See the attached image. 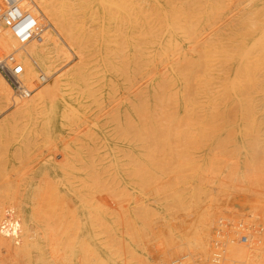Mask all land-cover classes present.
Here are the masks:
<instances>
[{
	"label": "rangeland",
	"instance_id": "1",
	"mask_svg": "<svg viewBox=\"0 0 264 264\" xmlns=\"http://www.w3.org/2000/svg\"><path fill=\"white\" fill-rule=\"evenodd\" d=\"M53 1H51V2L53 3ZM59 1H60V3L56 2V3H59V5L58 4H56V5L53 4V5L56 6L57 9H59V10H57V13L60 14V9L62 10V8H58V7L61 5L60 7L64 8V6H62L63 4L61 2H64L66 0H64V1L59 0ZM68 1L69 0H67V3H68ZM72 1H73V3H72ZM74 1L75 0L69 1V3H71V5L66 4V3H64V5L66 4L67 7H69V6L71 7L72 4L76 3L74 5V9H73V10H75V8L80 7L81 4H86V2L87 3L89 2V3L87 4V6L84 5V7H82L83 6L82 5L81 6L82 9L81 8L78 9V15H80V17L78 16L79 18H81L82 16H83L82 18H84L85 17L84 14H86L87 17H85L84 18L85 21H83L86 23V25H84L85 23L83 24V22H81L82 19H79L77 17V15L74 14L71 16H73V17L75 16L77 18V20L78 19L81 20L80 22L82 24L80 23L81 25L79 24L78 26H75L73 24V26L71 25V27H73V28L76 27L79 29H81L82 27H84V29H85L86 26L90 27V29L91 28L93 29L95 27L94 31H95L97 25H98L99 29H100V27H101V29H103L105 27V25L100 24V23H102V22H100L101 18H104V17H101L100 16L101 14H98V13H97V15H95L96 13L94 14V11L97 7L96 8L93 7L92 11L90 10L91 8H89L88 11L86 10L88 8L85 9L88 12V14H89V12L91 15L93 13L92 16L94 17L95 21H92L91 20L92 16L90 18V16H88L87 12L84 10V8L88 7V5L90 7L93 6L90 3L92 1L86 0V2H85L83 0L85 3L84 2L81 3V1H80L81 4L78 2V0L75 1V3H74ZM96 1L99 2L100 0H96ZM101 1L103 2V3L101 2L103 6H104V4H106L108 7H110L111 3L114 2L112 0H108V2H110V3H108L107 0H101ZM160 1H162V3L164 4V0H160ZM166 1L167 0H165V2ZM168 1H170V0H168ZM172 1H174V0H171L170 2H167V3H171ZM250 1L251 0H197V1L196 0L195 1L194 0H176L173 4L168 5L167 3H165V4H167L168 8L166 7V10H168V11L172 12V9L169 10L170 9L169 7H171L170 5H172L173 11H175L177 9L178 13H182V12L184 13L185 12L184 14H178L176 11V15L178 14V15L183 16L182 19H184V20H182L183 21V23H182V21H180V18H181L180 16H177L179 18L176 17L177 19L175 20L173 17L169 16V15H171V12H168V13H170V14H168L167 11L165 10L166 11L165 13H167L168 16L164 15V18H166L165 16H167V18H166L167 20H164V18H163V20L166 24L163 22L162 23L156 22L158 26L160 25V27L155 26L156 23L152 22L154 17L157 15L155 13V11L157 13H159V11H157L158 8L154 7L155 9L153 8V10L150 11L151 10L150 8L152 6L149 7L146 5L148 7L147 8L145 6L144 2L141 3L142 1L140 2L141 4H138L139 6L143 4L142 8H144L145 12L143 11L142 14L144 17H142V16L137 17V19L139 18L138 22H137L139 24H137L135 22L134 25L136 28H137V25H140V27L138 26L139 27L138 29H133V30L131 29V31L139 32L141 29L140 34H141V32H142V35H143V33L145 34V35H143V36H145L144 37L146 40L145 43L146 42L149 43L150 39H153V38H150L149 36L146 37V31H145L146 29H147V31H148V29H151L152 25H153L152 29H155V27H156V30H159L158 33H160V34H162L164 32V30L166 29V25H168V27L170 26V28H171V29L169 28L170 30H173V29L177 30L178 29L177 26H178L181 28V29L179 28L178 30H180L184 34L178 32V30H177V35H178V33L183 35V36L180 35V37H182L183 40L185 38V41H183L180 38H177L179 36L176 37V35H175L174 36L175 39L176 40L178 39L177 41H175V39L173 38L174 45H176V46L173 45V50L170 48L171 51L169 49H168L169 51H167L166 47L168 46V44H167V46L164 45L166 47H164L163 49L165 50V48H166L167 53H164L166 51H164V52L161 51V54L163 55V57L165 54L168 55L172 52H175L176 50L180 49V47H181V49H183L182 47H184L186 44H188L190 47L187 45L186 50L188 49L187 51H189V55H188L189 57L190 56L194 57V55H197L199 53L202 55V58L205 56L206 59L203 58V61H202V58L201 57L199 58V56H198L199 54H198L197 55L198 60L200 59L201 62L207 61L206 63L210 62L209 65L208 64H205V65L210 66V68L213 67V69L212 68L211 69L214 71L216 70L215 72L217 75L215 74V72L213 73L211 71L212 75L215 74V75H213L214 78H211L213 80H211L209 78L210 76L209 77L208 76L202 77L203 75L199 76V74H198L199 72L197 74L194 73V72H196V70L194 71V69H196V67L195 68L193 67V65H195V64H194V62H192V61L197 60L196 56H195V58L191 57L192 59H194V60L191 59L192 61L189 58H187L193 63V64L191 63L192 64L191 67H190V64L188 66L186 64V67L190 68L189 71L187 72L188 76H187V73L185 70L184 71H185L186 76L182 75L184 73V72L182 73V71H183L182 67H184V66H181V68H180V69H182V71L179 69V72L181 73V74L180 73L179 74L182 76L181 81L183 78H184L183 80H185V77L186 78L188 77L187 78V79H189L188 81L191 80L190 83H193L195 86L193 87V84L191 86V84L188 83V81H186L187 80L186 79L185 81L181 82V85H182L181 87H183L185 82L188 83V84H186V87L182 88V89H184L183 91H186L185 89L186 88L188 89V87H190V86L192 88L193 93H195V91L197 92V89L199 87H200V89L202 88V90H203L208 85L209 86H211V85L215 86L216 85L214 88H219L220 86H222V87H220L221 89L220 88L218 90L216 89L215 90L216 92L214 91L215 93L220 94L219 97L213 96V97H216L213 99V97L211 98L210 94L206 95L204 97L203 101H201V102H202V104L205 103L207 105L206 107L204 104L203 106H201L202 108L200 107L201 109H197L198 108L197 105L196 106L193 105L192 108L191 107L190 108L189 107L184 108L185 110L182 111L181 114H179L178 111L175 110L173 107L172 108L165 107V106H168V104L171 103V101L173 102V100H175L174 97L176 96L172 93V88H167L169 91L166 90L165 94L162 95L161 98L154 100L153 107H151V109L148 111V114L145 112L147 114V120H145L146 123L145 122L143 123L140 121L141 125H139V123H136L135 124V125H137L136 127H135V125L126 123V121H127V118H126L127 114L126 113H125L126 115L122 114V116H125L124 119L121 118L120 114L122 113L121 111L123 109H121L119 101L121 100L122 96L125 95V92L128 91L130 86H128L129 88H127V89L122 88L121 91L118 90L117 93H116L117 88L112 87L113 85H115L112 83L117 82V79L115 78L116 79L115 80L113 78L114 76L112 75V72H111L112 70L110 69V68H112V67H110L111 64L109 63L110 64V66H109V64L106 63L105 59L102 56L104 54V46L99 45V46H95V47H90L89 48L91 50L90 54H88L89 52H87L85 50L88 54V57L90 56L89 57L90 59L88 58V61L84 60L81 63V61H77V60H79L77 55H75L74 53H72V51H70L68 49L70 46L67 44H69V43L65 44L64 42L66 40H63L60 37L58 38V36H56V34H54L55 37L58 38V39L57 38L56 39L58 40L59 44H60V40L63 41V42L61 41L60 45L62 46L63 51L65 50L66 52L64 53V55H62V53H59L61 55L58 56L59 58L55 59V61H57V62H55L53 59V62H55V64H56V65L54 64V66H56V68L53 67L55 71L53 70V74H51L52 72L50 74H51L52 78H54L56 76L64 77V75H66L64 78H61V79L66 84V85L65 84H63V85L66 86V88L68 87L67 89L65 88L66 90L64 89L66 94L63 92L59 96L62 99H60L59 101L57 100L58 106H57V110L55 112V119L52 120L55 123V127H54V124L49 120L50 119L49 114L46 112H42L40 115H38L35 112H28V111H26V112L20 111V113H19L17 109L22 104L21 102L24 100V98L18 100L19 102L22 100L20 103L15 104L16 106L19 105L18 107L10 104L9 107L7 105V107L1 108L2 110L0 109V151L3 149V151H1V152H4L5 154H7V156L6 155L4 156V154L0 152L1 153L0 161L2 160L0 162V165L4 162V160L6 161L5 163H3L0 166V170H1V167H3L2 171H0V180H1L0 185L5 184L7 181L8 182H10V181L14 182L16 180H19L18 179L19 176H23V178H25L26 176L30 177V180L28 179L29 177H26L25 178L26 180L25 179L23 180L24 183L22 181V183L24 184V185H22L24 187L22 189V191H25L24 193L26 194V197L30 203V205L27 206V208H26L28 210V213H29V210L31 212V209L34 211V212L33 211L31 212L33 214H35V212H39L35 215L32 214V216H33L32 220L34 219L32 227L35 228V230H36V231L34 230L36 232V236H35V240H36L35 242L36 243H35V245H38L40 247L39 249L36 248V252L39 250L40 251L39 254L41 255V257L44 256V258H47V256L48 257L52 256L55 259H58V260L60 259V260H64V261L68 259V260H70L69 262H72L73 264H79L80 262L82 264H84L83 260L86 258L88 259V264L91 260L93 262L91 261L90 264H92V263L93 264H97V263L98 264H103V263H105V264L106 263L107 264H115V263L121 264L122 261L124 262L122 264H145V261H146V264H164L166 262H167L166 264H173L172 262L174 260H176L175 264H209L210 258H208V256L205 254L203 255L201 253V249H200V246H201L200 244H201V242H203V240H201L202 234L200 232V229H201L200 226H202V222L205 219V215L210 216L211 222L214 221V223L217 220V219L215 220V218H219V215H220V216L225 217L226 222H228V221L231 222V227L227 228L224 231V236H222L224 238L222 240L224 242L223 246H225V253L223 256L225 264H246L247 263V260H244L245 258L239 257L238 255H237V257L236 256L235 257L229 256V251L227 249V247H228L227 241H228V239L233 238L235 240V242L233 244H231L232 246L235 245V246H243V247L245 246L246 247L247 245H249V243H247V244L236 243V237H237V236H235L237 234V232L235 230L236 221H239L241 223H245L249 227L248 237H250L252 234L253 235L258 234L257 232H255L256 230H259L261 227L260 225H259L260 227L258 226V223L260 220L264 221V217H263V215H264V105H261L260 102L256 103V101L259 99L256 97L257 96L256 94L252 93L253 90H251L252 89L251 86H254V84H255V83L253 84L254 80L251 81L252 85L247 84V83H250L249 81L251 79V74L253 75L254 72H257L261 69L258 65H261L262 62L264 63V60H263L264 57H262L261 61L260 62L258 61V63H256V64H254V62H253L254 69H253L252 63H249V66H251L250 69L252 68L253 70L251 69V71H250L249 67L246 65L245 66L246 68H244L242 70L240 69L241 72H239L238 71L239 68H243L240 65H238V62L241 61L240 60L241 54H239L240 52L238 50H235V47H236L235 41L239 40L238 38H236L235 35H237V32L239 33L241 31V30H239V28H240L239 22L242 20L241 14H243V10H248L246 8H250V6L248 7V5H251ZM105 2H107V3H105ZM135 2H137V1L135 0ZM262 2H263V0H262ZM78 3L80 6L79 5L76 6ZM49 4L51 7L53 6L51 3H49ZM108 4H110V5H108ZM150 4H151V2H150ZM152 5L154 6V4H152ZM174 5L177 8L176 7L174 8ZM182 5L186 9L185 11H184V9H181V7L184 8ZM210 5H212V6H210ZM143 6H145L146 9ZM164 6H166V5H164ZM67 7H66V9H67ZM70 7H69V9H70ZM108 7H106V8L104 7L105 12L108 13V11H109V13L111 12V14H112V11H115L113 9V6H112L111 10H109ZM56 8H54V9L56 10ZM39 9H40V7H39ZM64 9H63V12H65V10H66V9L65 10ZM69 9L66 10V12H65L66 14H69V11H68ZM161 9H163V8H161ZM263 9H264V7L262 6V7H260L259 11L257 9V11L253 13L254 15L256 13V17L258 16L257 18H259L258 20L261 22V24L264 23ZM73 10L70 9V11H72V12H73ZM79 10L85 11V12H81L84 14H79ZM179 10L180 11L182 10V11L180 12ZM74 12H76V10ZM96 12H98V9L96 10ZM244 12H247V11H244ZM65 13H63V14H65ZM150 13H153V14H150ZM145 14H146V16L149 15V17H147L148 19L146 18L147 20L145 19ZM173 14H175V13L173 12ZM173 14H172V16H173ZM253 14H251V15H253ZM153 15H155V16H153ZM185 15L186 16L189 15L190 17L193 16L191 19L188 16V18L190 19L191 22H190L189 27L187 26L188 27L187 31L188 32L191 31L192 34L188 33L187 36L185 35L186 34L185 28H186V25H188L186 23L189 22V20L188 21H187V19L185 20ZM98 16H100L101 18L99 19ZM88 17L90 18L91 21L89 20ZM96 17H98V19ZM205 17H207V18H205ZM170 18L173 20L171 21ZM254 18H255V16H254ZM178 20L182 24H180V22ZM89 21L94 23V24L93 25L90 24ZM97 21H98V24H96ZM150 21L152 22L151 26H150V23H151ZM159 21H161L160 18H159ZM192 21H193V23H192ZM140 22H143V23L145 22L144 25H147V23H148V26H146V27L143 25L145 30L144 29L142 30L143 27H142V24H140ZM169 22H171V23H169ZM194 22H195V24H194ZM158 23H160V24H158ZM184 23H185V25H184ZM104 24H105V22H104ZM173 24H175V25H173ZM205 24H206V26H205ZM82 25H84V26H82ZM134 25H133V27H134ZM162 25L165 29L162 27ZM171 25H173V26H171ZM181 25H182V27H181ZM102 26H104V27H102ZM183 26L185 28H183ZM190 26H192L191 28L194 30H192V29L190 30ZM49 27L50 26L47 25V28H49ZM161 27L163 28V31H162V29H160ZM206 27L207 28L209 27V28L207 29ZM182 28H183V30H182ZM99 29H97L98 32H100ZM38 32H40V30ZM45 32L47 33V30H45ZM45 32L41 31V33H38L39 37L42 35V33L44 34ZM166 32L167 31L164 32L165 35H166ZM158 33H157V35H158ZM142 35L140 38L141 40L143 38ZM170 35L171 34L169 33V36ZM193 35H194V37H190ZM238 35H237V37H238ZM169 36L167 34V37H169ZM184 36H186V37H184ZM209 36H210V39H209ZM223 36L225 37V39ZM211 37H213V38H211ZM234 37L236 40L233 41ZM144 38H143L142 42L144 41ZM221 38L224 41L220 40ZM36 39H38V38H36ZM36 39L31 40L28 43L30 44L31 42L35 41ZM190 39H192L194 41V44H191ZM209 40H210V43H209ZM227 40H229V41H227ZM178 41L181 44H179V43L175 44ZM189 41H190V43H188ZM230 41H233V42H230ZM184 42H185V44H184ZM217 42L219 45L217 44ZM28 43L21 45L20 46L21 48L19 46H18L19 48L16 47L14 49L15 55H14L13 51H10L11 53L9 52V54H12L14 56H19L18 54L22 53L21 52V50H23L22 48L26 47V45ZM211 43H214V44H212V47H211ZM233 43H234L235 47L233 46ZM197 44L200 46L196 47L195 45H197ZM225 45L229 46V48L227 46L228 49H234V50L228 51V49L225 48L226 47ZM230 45H231V47H230ZM67 46H68V48H67ZM192 46H194V47H192ZM216 46L219 49H217ZM220 47H222V50L220 49ZM223 47H224L225 51L223 50ZM96 48L98 50H96ZM168 48H169V46H168ZM190 48L192 50H190ZM193 48L195 50L197 48V52H196L197 54L195 52L193 54V52H192L194 50ZM202 49L204 50L203 52L201 51ZM214 49H215V51H214ZM206 50L207 51L212 50V51H209L210 52V54H209V52H206ZM16 51H18V52H16ZM51 52H52V50L50 51V53ZM95 52H96L97 56H96V54H94V57H91L93 55V53H95ZM159 52L160 51H158V53ZM190 52H192L193 55L190 54ZM231 52H232V54H231ZM16 53H18V54L16 55ZM48 53H49V51H48ZM175 53L178 56L177 52H175ZM178 53H179V51H178ZM211 53H212L213 57L211 56ZM258 53H260V51H256V54H258ZM262 54H264V51H262L260 55L263 56ZM52 55H55V53ZM160 55L157 56L159 59L154 58V60L157 59L156 62H154V60H151L154 63L149 61L148 65L149 64H150L149 66L157 65L158 67L156 66V68H159V69H162V67L164 68L165 65L163 66L162 60L167 55H165L164 58L162 57V55L161 56ZM170 55L172 56V54H170ZM236 55H239V56H236ZM50 56H51V54H50ZM64 56H66V57H64ZM175 56L168 58V60L169 59L172 60V58ZM214 56H215V58H214ZM210 57H212V58H210ZM64 58H66V59H64ZM227 58H228V60H225ZM252 58H254L253 55H252ZM252 58H251V60L249 59L250 62L254 60V59L252 60ZM207 59L211 60V61L208 62ZM17 60L19 61V57ZM95 60H96V62L97 61L98 62L96 63ZM29 61H32V63L36 62L35 60H32V59H30ZM91 62H92V64L89 66L88 64H90ZM211 62H213V63H211ZM223 62H225V63H223ZM183 63H184V61L182 62L181 65H185ZM107 64H108V66H107ZM158 64H161V65H158ZM210 64L213 66H211ZM77 65H78V68H75V67H77ZM160 66H162V67H160ZM229 66H233L234 68H233V73L231 75L227 76L228 75V74H226V73H228L227 67H229ZM79 67L81 68L80 70H78L79 73H81L80 76L82 75V77H84V79H86V80H84L82 77H80L79 74L75 73V72H77V69H79ZM97 67L98 68L101 67V68L98 69ZM166 67H167V65H166ZM95 68H97V70H95ZM168 68H169V66L166 68V70L162 69L160 71L161 76H162L163 71L165 72V73H163V75L166 74ZM192 68H193V70H192ZM255 68L258 70H256ZM184 69H185V67H184ZM245 69L249 70V72L247 70L245 71ZM82 70H83V72H81ZM186 70H188V69L186 68ZM225 70H226V73H225ZM234 70H235V72H234ZM197 71H198V69H197ZM222 71H224V73L226 74V77H225V75H223ZM242 71H243V73H242ZM64 72H66V73L64 74ZM73 72L75 73L74 75L70 74ZM100 72H102L104 74H102ZM189 72L193 74L192 78L189 77V76H192V74H190ZM220 72L222 73V75ZM237 72H239V73L237 74ZM94 73H96L95 74L96 77L94 76ZM241 73L245 77L242 76ZM45 74H46L45 72L42 73V71H38L36 76L33 77L34 78L33 80L35 82H38L39 77L41 75H43V76H45V78H47L48 76H47V74L46 75ZM177 74H178V72H177ZM235 74H236V76H235ZM239 74L241 75V77ZM97 75H99V76H97ZM167 75H169V73H167ZM212 75H211V77H212ZM232 75H234L233 81L236 80V82L238 81V84H240V85H237L238 88L237 87L233 88L232 86L233 85L236 86L235 84H237L234 82L233 85L231 86L232 88L230 87L232 89V92L234 90L237 91V89L242 88V87L245 88V86H246V88H245L246 90L248 89V87L250 88L249 91L251 90L249 92V94L247 93L248 91H246V93H247L246 96L244 95V97L241 98V100L243 102L242 104L245 105L247 103L246 106H248V105L249 106L246 108H244V106H243L242 108H240V110H239L238 106L236 108L235 105H232L229 103V101H230L229 98L232 97L233 94L230 90H227V89H229L228 83L229 84L232 83L230 80ZM85 76H86V78H85ZM155 76H157V74ZM215 77H217V78H215ZM235 77H236V79H235ZM217 79H218V81H217ZM245 79H247V80H245ZM45 80L47 81V79H45ZM99 80H101V81H99ZM143 80H141V78L136 79V82L138 81L139 83L137 82V84L134 86V88L129 90V92L132 91L131 95H135L141 89H143L144 93H146L145 91L148 90V88L146 89V85L148 82L146 79H143ZM158 80H161V78H159ZM224 80H226V81L224 82ZM68 81H69V83H68L69 85L67 84ZM96 81H97V84H96ZM109 81H112V82H109ZM203 81H207V82L203 83ZM85 82H87V83H85ZM200 82H201V84H200ZM44 83H39V84H41L39 87H41ZM157 83H159V82L157 81ZM72 84H74V85L72 86ZM93 84L95 86L90 87ZM85 85H88V87L85 88L84 87ZM127 85L123 84V86H127ZM217 85H219V86H217ZM28 86H29L28 88H30L32 85H28ZM76 86H77V88H76ZM101 86H102V88H101ZM139 86L141 89L139 88ZM196 86H197V88H196ZM201 86H203V87H201ZM224 86L225 87L227 86V87L225 88V90H222ZM99 87H100V90H97V88H99ZM134 89H137V90L133 92ZM95 90L97 91L98 94L96 93ZM10 91H11V88H10L9 92ZM73 91H75V92H73ZM81 91H82V93H80ZM87 91L88 92L91 91L90 92L91 94L90 93L87 94ZM225 91L226 92L228 91V93L225 94L226 96L224 94H222ZM112 92H114L116 96H114V94H112ZM169 92H171L173 96H170L171 94L169 95ZM258 93L261 94V90H259ZM10 94H9L10 95L9 97L13 96V98L15 97V99H19L17 96L13 95L12 91L10 92ZM63 94H65L66 96ZM92 94H95V95H92ZM139 94L137 95L138 96L137 98H139ZM251 94H252L253 98L255 97L253 99L254 100L253 105L249 104L246 100V99H250ZM74 95L77 96L76 100H75L76 96H74ZM91 95L94 98L91 97ZM99 95L102 97H98ZM222 95H223V97L221 98ZM229 95H230V97H228ZM70 96H74V97L68 98ZM88 97H91V98H88ZM117 97H119V98H117ZM131 97H132V101L137 99L136 97L135 98L133 96H131ZM66 98H68L69 103L68 102L65 103L66 104V106H65L64 102H66L65 101ZM70 99L73 101H71ZM86 100H88V101H86ZM110 100H113V101H110ZM225 100L226 101L229 100V101L225 102ZM93 101H96L98 104L93 103ZM107 102H109V103H107ZM99 103H101V105ZM213 103H214V105H213ZM220 104H222V105H220ZM227 104L229 106H227ZM67 106H69V108ZM210 106H212L214 108L211 107V109H210ZM230 107L233 109L231 110ZM251 107H252V110H251ZM117 109H121V111L118 110V112H116ZM208 109H209V111L212 109L213 110L211 112H208ZM227 109L230 110L231 113ZM220 110L223 111L222 113L225 115V118H224V115L221 116V115H219L220 113L219 114L217 113V112H220ZM238 110L240 111V113H238ZM246 110H247V112H246ZM16 111L18 113H16ZM226 111H227V113H226ZM242 112H243V114H242ZM24 113L26 114L25 116H24ZM34 113L36 114V116ZM123 113H124V111H123ZM190 113H192V115ZM199 113H202V115L203 114L205 115L203 120L200 119L199 116H202V115L201 114L199 115ZM210 113L214 114V115H211ZM193 114L195 116H197V114H198L199 116H197L196 118L199 119L200 121L197 120L196 118L194 120V118L192 117ZM226 114L227 115L229 114V115L226 116ZM239 114H240V116H238ZM247 114L250 117L247 116ZM115 115H116V117H115ZM232 115H236V117L232 116ZM242 115L243 116L246 115L247 116L246 119L243 118ZM45 116H47V117H45ZM211 116L212 117L215 116V118L214 119L210 118ZM232 117L233 118L235 117L236 120L234 121L235 118L233 119ZM12 118H14V119H12ZM115 118H117V119H115ZM250 118H251V120H249ZM114 119L116 121H114ZM120 119L123 122L125 120L126 121L123 123V122H121ZM227 119H229V120H227ZM252 119H253V121H252ZM12 120H14V121H12ZM86 120H89V121H86ZM210 120H211V122H210ZM244 120L248 121V123L245 122ZM195 121H198L199 124ZM118 122H119V124H121V123H123V124L118 126V124H117ZM129 123H130V121H129ZM143 124H146V126H143ZM10 125H11V127H9ZM42 125H44V126H42ZM124 125H126V126H124ZM198 125L201 127H199ZM140 126H142V128ZM94 127H96V128H94ZM119 127H121V128H119ZM129 127L132 129L138 128L139 132L141 133L140 136H142V140L145 139V142H146V143L144 142V148L145 149H144V151L140 152L139 155L142 154L144 156L145 153L147 154L146 159L144 158L145 156L142 158V155H141V159L145 160L144 165L146 162H147V164L149 162L148 166L151 167V168L149 167L148 170H149V174H151L150 176L152 178L150 176L147 178V180H149V179L150 180L147 182L148 186L146 185L147 186L146 188L148 189V191L146 190L147 191L146 195L147 196L152 195V197L148 196L147 198H149L150 201L152 203H154L152 205V207H154V209L156 208L155 214L153 213L155 210H151V209H153L152 207L149 208L147 214L150 216L149 218L151 220H149V218L145 219L147 221V223L148 222L150 223V221L154 220L153 224H152V222H151V225L148 223V225L150 226L148 228H150V230H148V228L146 227V229H147L146 235L147 236L145 235V238H144V236L139 237L140 239H142V238L146 239L147 237L148 238L146 240L142 239V240H144V242H143V241H140V239H138V237H137V241L139 240L140 244H137V243L133 244L135 246L134 247V254H135L134 257L137 254L139 258H136V257L133 258L132 257L133 253H131L132 250H130V245L128 246L129 248H126L127 247L126 244L128 245V243L125 244V242L127 240H131L130 238L134 234V233H132L133 231L131 229L129 230V232L127 231L129 228V225L126 223L125 219L124 220L122 219V217L125 216V213L127 212V210H126V212H125V210L124 211L122 210V212L124 214H122L123 216L120 215L121 214L120 208L124 207V205L125 206H127V205L132 206L133 205V204L129 203L131 200L130 201L128 200V196H130V193L128 191L129 189H125V188H128L129 185L126 186V182H125V184H123L124 182L122 183V181L126 180L127 176H128V178H130V174H128V172L131 173V171L133 169V167H132L133 163H130V162H132L134 159L132 157V160H130V158H129V157H131L130 152L131 151L133 152L134 147L138 144V143L135 144V142L131 141V140L129 142H126L124 140V137L127 138V136L130 135V136H128V138H129V137H131V134L133 133V131ZM115 128H117V129H115ZM122 128H123V130H121ZM125 128H126V130H125ZM127 128L130 129V130L129 129L128 130L131 131V133L127 130ZM140 128L143 130H140ZM39 130L43 134L42 135L43 137L39 133ZM43 130H44V132H43ZM135 130H137V129H135ZM198 130H200L201 132L200 131L198 132ZM13 131H14V133H13ZM121 131H123V133L125 132L126 134L128 132V135L123 134L124 137L121 136L122 135ZM116 133H117V135H116ZM10 134H12V135H10ZM35 134L37 136H35ZM113 135H115V136H113ZM89 136H93V137L91 138ZM120 136L122 137L121 139H120ZM49 137H51V138H49ZM74 138L75 139L77 138L75 140V142H72L71 144H69V142L71 140L74 141ZM12 139H14V140H12ZM63 139H65V140L63 141ZM28 140L30 141L29 143H28ZM7 141H9V142H7ZM89 141H91V143L93 141V143L91 144V143H89ZM131 142H133V143H131ZM149 142H150V144H149ZM3 143H5L4 146H3ZM32 143H33V145H32ZM67 143L69 144L68 145L69 148L67 147ZM81 143L83 146L81 145ZM6 144H7V147H6ZM25 144L27 146H25ZM54 144H57V145H54ZM93 144L95 146H93ZM126 144L128 147L126 146ZM130 145L133 147V149H131ZM145 145H146V147H147V145H149V147H147L148 149H146ZM1 146H3V147H1ZM142 146H143V142H142ZM142 146L137 145L136 147L140 148V150L139 149H137V150L141 151L142 150L141 148H143ZM122 147H123V149H122ZM124 147H125V149H124ZM5 148H7V149H5ZM64 148L67 149L66 151H64L65 154L63 152L60 153L61 150ZM118 148L119 149L121 148L120 152H118V150H119ZM24 149L28 150L27 153L29 155L27 154V158H25L27 150H24ZM70 149H72V150H70ZM89 149L91 150V152L88 153L87 151H90ZM113 149H114V151L116 150V153L118 152L116 154V156H115V152L113 151ZM4 150L7 151V153ZM16 150H17V153L15 152ZM73 150H74V153H73ZM111 150L113 151L114 154L111 153ZM122 150H123V153H122ZM14 154H15V156H13ZM23 154H25V155H23ZM76 154H79L81 159L78 157L79 155L76 157ZM132 154H134V152ZM17 155H19V156H17ZM64 155L67 157L64 158L63 157ZM72 157H74V158H72ZM91 157H92V159H91ZM114 157H116V158H114ZM89 158H90V161L91 160L93 161V163H92V161L90 162L91 164L88 163ZM78 159H80V160H78ZM86 159H88V160H86ZM44 160H48L50 162L47 163V165H44L42 162ZM64 160H66V161H64ZM114 160H116V161H114ZM144 160H142V161H144ZM81 161L85 165H82ZM35 162H37V163H35ZM63 162L66 164L69 162H70L69 164H73L72 168H70V167L67 168L70 171H72V173L67 171L66 165L63 164ZM97 162H99V163H97ZM140 162L141 161H139V163ZM57 163H59V164L62 163L64 166H62V164H61L62 167L60 165L58 167H56V165H58ZM5 164H6V168H5V166H3ZM130 164H131V167H130ZM142 164L140 167H142V166L144 167V165H142ZM12 166L14 167V170H13ZM69 166H71V165H69ZM73 166H75L74 168L76 169L77 172L75 171ZM80 167H82V169ZM90 167H92V169ZM77 168L80 170V172H78L79 170H77ZM83 168H84V170H83ZM61 169L63 170L62 176L64 178L62 176H60L61 175L60 173L62 171ZM130 169H131V171H130ZM91 170H92V172H93V170L96 171V173L93 172L94 173V175H93ZM65 171L67 172V174H66L67 176H68V173H69V176H70V174H72L71 178H69V176L66 177V175L64 173ZM1 172L2 173L4 172V173L2 174ZM47 172L49 174L48 175L49 177L46 175ZM50 175L52 178L50 177ZM3 176H5V177H3ZM56 176H59V177H56ZM43 177H44V179H43ZM122 177H123V179H122ZM54 178H56V179H54ZM67 178L72 180V181H70V180L68 181ZM128 178H127V180H128L127 184L130 181ZM81 179L82 180L84 179L83 182ZM45 180L46 181L48 180L47 182L51 186L50 187L49 185L46 184V186H45L46 189L48 188V186L51 189L54 188V191L52 192V193H54L53 196H55L59 192L57 194V197H55V200H53L54 197L51 196L52 195L51 189L48 188L49 191L47 193H46V191H44L45 187H43L44 185H42V182L44 183ZM73 180H75V181H73ZM92 180H94V181H92ZM51 181L55 182V183H52ZM78 181H81V183H83V185L78 184L77 183ZM68 182H71L72 186L69 185L70 183H68ZM94 182H95V184H94ZM118 182L119 183L121 182L124 186L121 183L119 184ZM73 183L77 184V185H73ZM88 183L91 185H89ZM66 184L72 188L69 189L70 187H68ZM88 187H90V188H88ZM118 187H120V188H118ZM123 187L126 191L125 190L123 191ZM74 188H76L77 190ZM115 188H117V190L121 189L122 194L119 193V191L117 192V190H115ZM149 188H150V190H149ZM56 191H57V193H56ZM153 191H154V193H151ZM49 192H50V195H49ZM61 192H65L66 195H64V193H61ZM114 192L116 195L114 194ZM59 194H60L61 199H59V202H56V200L59 198ZM62 194H63V196H61ZM117 194H119V195L121 194V195L117 196ZM68 195L70 197L73 196L74 199L76 197V202H75L76 204L74 205L75 207H78V206L80 207V204H81L83 199H84V201L87 200V201H85L86 204H82L80 208L74 209L75 213H73L74 210L73 209L71 210V208H69V204L68 203L65 204L66 203L65 197L68 198ZM114 195H115V197H118V198H113ZM46 197H47V199H45ZM49 197H50V199L48 201ZM63 197L65 200L63 199ZM43 198H44V200H43ZM60 200H62V201H60ZM50 201L52 204L50 203ZM63 201H65L64 202L65 206L63 204ZM117 201L118 202L123 201V202L117 203ZM127 201H129V202H127ZM199 201H201V202H199ZM55 202H56V204H55ZM198 202L200 205L198 204ZM59 203H60V205H59ZM87 203H89L88 205H90V206H88ZM44 204H46L47 208L44 206ZM61 204H63V206ZM103 204L110 206V207L107 206L108 210H110L109 208L116 209V207H118V206L120 207V205H121V207L118 208L119 212H118V209H116V211L120 215V216L119 215L118 216L121 217V219H119V217H118V219L121 221H119L116 218V215H114L115 213L113 214V217L109 213L108 214L110 216L108 214L106 215V212H105L106 217L104 214H102L103 212L100 213L101 210L102 211L107 210V208L102 207ZM41 205H42V207H41ZM55 206L58 208H56ZM66 206H68V207L66 208ZM114 206H115V208H114ZM82 207H83V209L87 208L90 211V213H92V216L90 215V217L92 218V222H89V220L91 221V218L84 222V226L89 229V231H88L89 236L85 237V238L79 237L77 235L79 231H76L77 234L76 233L74 234L73 231H72L73 234L71 231L70 232L65 231L66 233L63 231L64 236L59 237L63 233L62 231L59 230V228H61L62 226L68 227L69 225H71L73 227L74 226L73 220L77 221L79 219L80 209H82ZM41 208H42V210H41ZM60 208H62L61 211H60ZM102 208H104V209H102ZM65 209H67L66 213H65V211H66ZM123 209L130 210V207H127V208L124 207ZM53 211L56 212V215H59V216H56L58 218L54 217L55 215H53V214H55V212L51 214V212H53ZM150 211H152L151 213H153V214L149 213ZM200 211L204 212V214ZM62 212H64V213H62ZM98 212L101 214L100 217L98 215ZM207 212H211L212 214L211 213L207 214ZM70 213L71 214L73 213V214L70 215ZM128 213H130V211H128ZM50 214L53 215L52 216L53 218L51 217ZM62 214H63V216L65 215L66 217L64 216L65 217L64 218L62 216ZM74 214H76V215H74ZM59 218H61V219H59ZM123 218H125V217H123ZM50 219H51V221H50ZM62 219H64V220H62ZM65 219H66L67 223H66V225H63V223H65ZM198 219H200V220H198ZM80 220H81V217H80ZM98 220L99 221L102 220V221L99 222ZM117 220L119 223L117 222ZM71 221L73 224L71 223ZM104 221H106V222H104ZM146 221H145V223H146ZM263 221L260 222V224H262ZM120 222H122V224L124 222L125 224L122 225ZM48 223H49V225L51 224V227H48L46 225ZM57 223L58 224L60 223L62 226L59 224L60 226L58 225L55 227V225H57ZM92 224L94 226H92ZM45 225L47 226V228ZM71 226H69L70 228H67V229L72 230L73 228H71ZM123 226H125V228ZM98 227H99V229H98ZM52 229H56V230H53V232H52ZM57 230L59 232H57ZM124 230H126L125 232H127L126 234H128L130 238L126 237L127 235L125 234ZM55 231L57 233H55ZM119 231H121V232H119ZM44 232L46 234H44ZM67 233L68 234L71 233V234H69L70 238H69ZM106 233H108V234H106ZM119 233L120 234L122 233V234L120 235ZM66 234H67V237L65 238ZM95 234H97V235H95ZM99 234L102 236H100ZM124 234H125V236H124ZM130 234H132V235L130 236ZM232 234H234V235H232ZM113 235L115 236V238L116 237L119 238L118 241H116L117 238L115 239ZM259 235L262 237L261 238L262 242L258 246H260L263 243V245L261 246V250H260L262 253L261 254L262 258H261L259 264H264V233H262V231H261L259 233ZM44 238H45V241H44ZM120 239L124 241V242L122 241L123 244L120 243L121 242ZM134 239L136 240V237H134ZM134 239L132 236V240H134ZM250 240L251 239L249 238V242H250ZM82 242H83V244H82ZM106 243H108V244H106ZM81 244L83 246L82 249H81ZM84 244H86L88 247L90 246V248H88V249L85 248L87 246ZM71 245H73V246H71ZM101 245H102V247H101ZM104 245L109 247V248H107V247L105 248ZM103 246H104V248H103ZM137 246H140V247H137ZM69 248H71V249H69ZM124 248H125V250H124ZM138 248H140V250ZM127 249H128V252L126 251ZM144 249L146 251H144ZM92 251L94 252V255H93ZM85 254H86V256H85ZM96 254H97V259L95 261L94 259L96 258ZM91 255H93L95 257H93ZM130 256H131V260L133 259V261L130 260ZM2 257H3V259H2ZM91 257L94 259H91ZM98 258H100V259H98ZM118 258H119V260L116 261V259H118ZM87 259L85 260V264H87V262H86ZM89 259H91V260H89ZM101 259L105 262H103ZM128 259L130 260V262H128L129 261ZM99 260H101L103 263H100ZM161 260H162V262H161ZM11 261H12L11 258L6 259L5 256H3V255L0 256L1 264H10V263L12 264L13 262H11ZM169 261H170V263H169ZM112 262H114V263H112ZM141 262H143V263H141Z\"/></svg>",
	"mask_w": 264,
	"mask_h": 264
},
{
	"label": "bare ground",
	"instance_id": "2",
	"mask_svg": "<svg viewBox=\"0 0 264 264\" xmlns=\"http://www.w3.org/2000/svg\"><path fill=\"white\" fill-rule=\"evenodd\" d=\"M31 2H30V9H31V12H32V14H33V16L36 18V20H37V24H38V31L40 30V32L39 33H41V31H43V32H45V30H47V33L45 32L44 34L42 33V35L40 36V37H38V39H36L35 41H33V42H31L30 44L28 43L27 45H26V47H24V48H22L23 50H21V52L22 53H20V54H18V53H16V55L18 54L19 56H15L17 59H18V57H19V63L22 65V67H23V73H22V79H23V81H24V83H25V85L27 86V88L29 87L28 85H32L30 88H29V91H31V93L30 94H28V95H25L24 97H22V98H19V99H15V97L13 98V96L12 97H9L11 94H10V92L12 91H10L9 92V90H10V88H12L11 87V85L8 83V82H6V80L1 76V74H0V109L1 108H4V107H7V105H8V107L10 106V104L11 105H14V106H16L15 104L17 103H20L18 100H20V99H23L24 98V100L21 102L22 104L20 105V107H18V106H16V107H18V112L20 113V111L21 112H23V111H28V112H35V113H37L38 115H40L42 112H46V113H48L49 114V120L54 124V127H55V123L52 121V120H54L55 119V112H56V110H57V106H58V104H57V100L59 101L60 99H62V98H60L59 96L64 92L65 93V91H64V89L66 88V86H64L63 84H65V82L61 79V78H64L66 75H64V77H61V76H56V77H54V78H52L51 77V74H53V70H54V68H56V66H54V64H55V62H57V61H55V59L56 58H59L58 56L59 55H61V54H59V53H62V55H64V53L66 52L65 50L63 51V48H62V46L60 45L61 44V41L62 40H60V44L58 43V38L60 37L61 39H63V40H66L64 43L65 44H67V43H69V44H67V45H69L70 47L68 48V46H67V48L70 50V51H72V53H74L75 55H77V57H78V59L79 60H77V61H81V63H82V61H88V58L90 57H88V54H90V52H91V50L89 49L90 47H95V46H104V54L102 55L103 56V58L105 59V61H106V63H110L111 64V66H110V64H109V66L110 67H112V68H110L112 71V75L114 76L113 78L115 79H117V82H113L112 84H115V85H113L112 87H114V88H117L116 90V93L118 92V90H122V88H129L128 86H130V88L128 89V91H126L125 92V95L124 96H122V98H121V100L119 101L120 102V106H121V109H123L122 111H121V109H117V111L116 112H118V110H120L122 113L120 114L121 115V118H123L124 119V117L125 116H122V114L124 115L125 113L127 114H125L127 117V121L129 120L130 121V123H129V121L127 122L126 120V123H128V124H132V125H135L136 123H139V125H141L140 124V121L141 122H145V120H147V114H148V111L151 109V107H153V102H154V100L155 99H158V98H161L162 97V95H164L165 94V91L166 90H168L167 88H172V93L174 94V95H176L175 97H174V99L175 100H173V102L171 101V103H169L168 104V106H165V107H170V108H174L175 110H177L178 111V113L179 114H181V112L182 111H184L185 109L184 108H192L193 107V105H197V109H201L202 107L201 106H203L204 104H202V102L201 101H203V99H204V97L206 96V95H211V98L213 97V96H216V97H219L220 96V94H218V93H215L216 91V89L218 90L220 87H222V86H220L219 88H214L215 86H213V85H211V86H207L205 89H203L202 90V88L200 89V87L197 89V92L195 91V93H193L192 92V88H191V86H192V84L193 83H190L191 82V80L190 81H188L189 79H187L186 77H185V80L186 81H188V83H190L191 84V86L190 87H188V89L186 88L185 90L186 91H183L184 89H182V88H184V87H186V84H188V83H184V85H183V87H181L182 85H181V82L182 81H185V80H183L182 79V81H181V73L179 72V69L181 68V66H184L185 67V69H184V67H182L183 68V71H182V69H180L181 71H182V75L183 76H186V74H185V71H186V73L189 71V69L190 68H188V67H186V64H187V66L190 64V67H191V65L193 64L192 62H194V64L195 65H193V67L195 68L196 67V69H194V71L196 70V72H194V73H198L199 74V76L201 75H203L202 77H204V76H210L209 78L211 79V78H214L213 77V75H215L216 74V70L214 71V70H212L213 69V67H211L210 68V66H208L209 65V61H211V60H208V62L209 63H206L207 61H205V62H201V60L199 59L198 60V58H197V55L199 54H197L196 52H197V48H196V50L194 49L192 52H193V54H194V52L197 54V55H194V57L193 56H188L189 55V51H187L186 50V48H187V45L188 44H186L184 47H182L183 49H181V47H180V49L182 50H180V49H178V50H176L175 52H177V54H178V56L176 55V53L175 52H172V53H170V54H172V56H175V57H173L172 58V60H168V58H170V57H172L170 54H165V55H167L166 57H165V55H164V57H163V55L161 54V51H166V48H167V51H171V49L173 50V45H174V41H173V38L175 39V35H176V37L177 36H179V37H177V38H180V39H182V37H180V33H183V32H181L180 30H178L180 27H178L177 25V30H178V32H180V33H178V35H177V30H170L171 28H170V26L168 27V25H166V29L163 27V25H162V27L165 29L164 30V32L165 31H167L166 32V35H165V33L163 32L162 34H160V33H158V31L159 30H156V27H155V29H152L153 28V25H152V22L153 23H156V22H160V23H165L164 22V20H167L166 18H167V13L168 12H171V11H168V10H166V7H167V4L169 5V4H173L176 0H174V1H172L171 3H167V2H170V1H166L165 2V0H164V4L162 3V1H160V0H136L137 2H135V0H112V1H114V2H112L111 3V6L110 7H108L106 4H104V6L102 5V1L100 0L99 2L98 1H96V0H90V1H92V2H90L91 3V5H93V6H89L88 5V7H85L84 8V10L86 9V8H88V9H86L87 11L89 10V8H91L90 10L92 11V9H93V7H97L96 9H95V11H94V14L95 15H97V13L98 14H101L100 16L101 17H104V18H101L100 16H98L99 17V19L101 18V20H100V22H102V23H100V24H102V25H105V27L104 26H102V27H104L103 29H101V27H100V29H99V27H98V25H97V27H96V29H95V31H94V28L92 29H90V27H87L86 26V28L84 29V27H82L81 29H79V28H76V27H71V25L73 26V24L75 25V26H78L81 22H83V21H85L84 20V18L85 17H87L86 16V14H84V13H81V12H85V11H80L79 10V14H84V18H79L80 17V15H78V9L79 8H81L82 9V7H84V5H86L87 6V4L89 3H87L86 2V0H84L85 2H86V4H81V3H83L84 1L83 0H78V2L80 3V1H81V6L79 5V3L76 5V6H80V7H76L75 8V10H76V12H74L75 10H73L74 9V5L76 4L75 3V1H77V0H75L74 1V3L75 4H72V6L70 7V9L71 10H73V12L72 11H70V9H69V7H67V5L66 4H69V5H71V3H69V1H71V0H69L68 1V3H67V0L66 1H64V2H61L63 5L62 6H64V8L66 9V7H67V9H69L68 11H69V14H66L65 12H66V10L63 8V7H58V8H62V10L60 9V14L59 13H57V10H59V9H57L56 8V6H54V5H56V4H58L59 5V3H60V1L59 0H30ZM51 1H53V3L51 2ZM88 1V0H87ZM142 1V2H141ZM195 1V0H194ZM197 1V0H196ZM55 2V3H54ZM56 2H59V3H56ZM84 2V3H85ZM102 2V3H101ZM107 2H108V0H107ZM107 2H105V3H107ZM145 3V6L147 5V6H152L150 9V11H152L153 10V8L154 7H156V8H158V10L157 11H159V13H157L156 11H155V13L158 15H153V16H155L154 17V19L152 20V22L150 23V26L152 25V28L151 29H148V31H147V29L145 30L144 29V27H143V25H144V23L143 22H140V24H142V30L144 29L145 31H146V37L147 36H149L150 38H153V39H150V41H149V43H145V36H143V35H145L144 33H143V35H142V32H141V34H140V31H141V29H140V31L139 32H133V31H131V29L133 30V29H138L139 27H140V25H137V28L135 27V22L137 23L138 22V19H137V17L139 16H142V17H144L143 16V11H144V8H142V5H138V4H141V3ZM150 2H151V4H150ZM200 2V1H199ZM205 2V1H204ZM49 3H51L53 6L51 7L50 6V4ZM64 3H66L65 5H64ZM72 3H73V1H72ZM101 3V4H100ZM108 3H110V2H108ZM165 3H167V4H165ZM202 3V2H201ZM250 3H251V5H248V7L250 6V8H246V9H248V10H243V14H241L242 16H241V21L239 22V24H240V28H239V30H241L239 33L237 32V35H238V37H237V35H235L236 36V38H238L239 40H237V41H235L236 43V47H235V45H234V43H233V46L235 47V50H238L240 53L239 54H241L240 55V60L241 61H239L238 62V65H240L241 67H243V68H239V72H241V70L242 69H244V68H246L245 66L247 65L248 67H249V69H250V67L251 66H249V63H252V66H253V69H254V65H253V62H254V64H256V63H258V61L260 62L261 61V59H262V57H264V54H262L263 56H261L260 54H261V52L262 51H264V23L263 24H261V22L258 20L259 18H257L256 17V13H255V15L253 14L254 12H256L257 11V9H258V11H259V9H260V7H264V0H263V2H262V0H251L250 1ZM113 4V5H112ZM152 4H154V6L152 5ZM204 4V3H203ZM211 4V3H210ZM108 5H110V4H108ZM164 5H166V6H164ZM179 5V4H178ZM184 5V4H183ZM182 5V6H183ZM215 5V4H214ZM112 6H113V9L115 10V11H112V14H111V12L109 13V11H108V13L107 12H105V8L106 7H108L109 8V10H111V8H112ZM145 6H143V7H145ZM146 6V7H147ZM171 7H169L170 9L169 10H171L172 9V12H171V15H169L170 17H173L175 20L177 19V18H179V17H177V16H180L181 18H180V21H182V20H184V19H182L183 18V16H181V15H178V14H184L183 12L182 13H178V11H177V9L175 10V11H173V6L172 5H170ZM210 6H212V5H210ZM209 6V7H210ZM39 7H40V9H39ZM56 8V10L54 9V8ZM105 7V8H104ZM146 7H145V9H146ZM176 6L174 5V8H175ZM181 7V6H180ZM184 7V6H183ZM148 8V7H147ZM161 8H163V9H161ZM168 8V7H167ZM177 8V7H176ZM212 8V7H211ZM63 9L65 10V12H63ZM98 9V12H96V10ZM155 9V8H154ZM181 9H184V11L186 10L185 9V7L184 8H182L181 7ZM100 10V11H99ZM104 10V11H103ZM142 10V11H141ZM167 11V13H165L166 11ZM62 11V12H61ZM86 11V12H87ZM176 11H177V15H176ZM180 11V10H179ZM182 11V10H181ZM180 11V12H181ZM203 11V10H202ZM201 11V12H202ZM244 11H247V12H244ZM100 12V13H99ZM145 12V11H144ZM149 12V11H148ZM173 12L175 13V14H173ZM63 13H65V14H63ZM68 13V12H67ZM263 13H264V9H263ZM63 14V15H62ZM74 14H76L77 15V17L79 18V19H82V21L81 20H77V18L74 16H71V15H74ZM87 14H88V12H87ZM147 14V13H146ZM146 14H145V19L147 18V17H149V15H147L146 16ZM150 14H153V13H150ZM168 14H170V13H168ZM172 14H173V16H172ZM187 14V13H186ZM212 14V13H211ZM251 14H253V15H251ZM92 15H93V13H92ZM91 14H90V12H89V14H88V16H90V18H91V16H92ZM164 15H167V16H165L166 18H164ZM175 15V16H174ZM216 15V14H215ZM264 15V14H263ZM152 16V17H153ZM189 16V15H188ZM188 16H186L185 15V20L187 19V21L189 20V22H185L186 24H188V25H186V28L183 26V28H185L186 30H185V35L187 36V34L188 33H190V34H192V32L190 31L192 28V26L195 24V22H194V24L192 25V26H190V32H188L187 31V28L189 27V25H190V19L193 17H190V19L188 18ZM209 16V15H208ZM212 16V15H211ZM254 16H255V18H254ZM98 17H96L97 19H98ZM151 17V18H152ZM177 17V18H176ZM187 17V18H186ZM240 17V16H239ZM248 17V18H247ZM89 18V17H88ZM90 18H89V20H90ZM159 18H160V20L161 21H159ZM163 18H164V20H163ZM205 18H207V17H205ZM257 18V19H256ZM263 18H264V16H263ZM94 19V17L92 16V18H91V20L92 21H95V19ZM103 19V20H102ZM144 19V18H143ZM148 19V18H147ZM146 19V20H147ZM171 19V18H170ZM169 19V20H170ZM90 20V21H91ZM145 20V21H146ZM173 19H171V21H172ZM207 20V19H206ZM264 20V19H263ZM81 21V22H80ZM89 21V22H90ZM105 22V24H104V22ZM179 21V20H178ZM179 21V22H180ZM194 21V20H193ZM193 21H192V23H193ZM239 21V20H238ZM78 22V23H77ZM175 22V21H174ZM208 22V21H207ZM85 22H83V24H84ZM160 23H158V24H160ZM169 23H171V22H169ZM182 23H183V21H182ZM181 22H180V24H182ZM185 23H184V25H185ZM197 23V22H196ZM205 23V22H204ZM82 24V23H81ZM80 24V25H81ZM90 24H94V23H92V22H90ZM96 24H98V21H97V23ZM137 24H139V23H137ZM166 24V23H165ZM168 24V23H167ZM179 24V25H180ZM47 25L48 26H50L49 28L51 29H49V28H47ZM84 25H86V23L84 24ZM84 25H82V26H84ZM91 25V26H92ZM133 25H134V27H133ZM173 25H175V24H173ZM173 25H171V26H173ZM101 26V25H100ZM139 26V27H138ZM145 27L146 26H148V23H147V25H144ZM155 26H158L157 25V23L155 24ZM165 26V25H164ZM188 26V27H187ZM205 26H206V24H205ZM158 27H160V25L158 26ZM160 28V29H162V31H163V28ZM181 27H182V25H181ZM170 28V29H169ZM183 28H182V30H183ZM195 28V27H194ZM207 28V27H206ZM209 28V27H208ZM207 28V29H208ZM235 28V27H234ZM49 29V30H48ZM97 29H99V31L100 32H98V30ZM159 29V28H158ZM181 29V28H180ZM169 30V31H168ZM192 30H194V29H192ZM238 30V29H237ZM135 31V30H134ZM144 31V32H145ZM156 31V32H155ZM187 31V32H186ZM157 33H158V35H157ZM169 33L171 34L170 36H169ZM54 34H56V36H58V38L57 37H55V35ZM167 34H168V36L169 37H167ZM184 34V33H183ZM196 34V33H195ZM141 35L143 36V38H144V41L142 42V40H143V38H142V40L140 39L141 38ZM217 35V34H216ZM181 36H183V35H181ZM186 36H184V37H186ZM215 36V35H214ZM221 36V35H220ZM233 36V35H232ZM231 36V37H232ZM240 36V37H239ZM190 37H194V35L193 36H190ZM224 37V36H223ZM57 38V39H56ZM211 38H213V37H211ZM147 39V38H146ZM179 39V40H180ZM187 39V38H186ZM209 39H210V36H209ZM224 39H225V37H224ZM178 40V39H177ZM176 39H175V41H177ZM183 40V39H182ZM188 40V39H187ZM191 40V44H194V41L192 40V39H190ZM220 40H223L222 38L220 39ZM230 40V39H229ZM229 40H227V41H229ZM234 40H236L235 39V37H234V39H233V41ZM148 41V40H147ZM183 41H185V38H184V40ZM182 41V42H183ZM224 41V40H223ZM226 41V42H227ZM233 41H230V42H233ZM63 42V41H62ZM193 42V43H192ZM208 42V41H207ZM214 42V41H213ZM219 42V41H218ZM218 42H217V44H218ZM177 43H179V44H181L179 41L178 42H176L175 44H177ZM188 43H190V41L188 42ZM209 43H210V40H209ZM220 43V42H219ZM167 44H168V46H169V48H168V46H167ZM170 44V45H169ZM178 44V45H179ZM184 44H185V42H184ZM212 44H214V43H211V47H212ZM228 44V43H227ZM64 45V44H63ZM164 45H166V46H164ZM207 45V44H206ZM219 45V44H218ZM20 47L21 45H19L18 44V42L12 37V35L8 32V31H6V30H4L3 31V34H2V36L0 37V52L1 53H3V54H9V52L10 51H13L14 52V49L16 48V47ZM174 46H176V45H174ZM189 46V45H188ZM196 47L197 46H200V45H195ZM202 46V45H201ZM214 46V45H213ZM226 46V45H225ZM228 46V45H227ZM227 46L225 47L226 49H228L229 48V46H228V48H227ZM18 47V48H19ZM23 47V46H22ZM164 47H166L165 48V50L163 49ZM178 47V46H177ZM190 47V46H189ZM192 47H194V46H192ZM209 47V46H208ZM217 47V46H216ZM230 47H231V45H230ZM17 48V49H18ZM21 48V47H20ZM171 48V49H170ZM175 48V47H174ZM210 48V47H209ZM214 48V47H213ZM212 48V49H213ZM169 49V50H168ZM217 49H219L218 47H217ZM216 49V50H217ZM220 49L222 50V47H220ZM52 50V52L50 53V51ZM89 52L88 54H87V52ZM96 50H98L97 48H96ZM190 50H192L191 48H190ZM223 50L225 51V49H224V47H223ZM233 51L234 49H228V51ZM48 51H49V53H48ZM158 51H160L159 53L162 55V57L164 58L162 61H163V66L165 65V67L163 68L162 66H160V67H162V69H165L166 70V68L169 66V68H168V70H167V72H166V74H164L163 75V73H165L164 71L162 72V76H161V73H160V71L162 70V69H159V68H156V66L157 65H152V66H149L148 65V62L149 61H151V60H154V58H158L157 56H159L160 54L158 53ZM167 51L166 52H164V53H167ZM178 51H179V53H178ZM202 52L204 51L203 49L201 50ZM209 51H212V50H209ZM209 51H207L206 50V52H209ZM214 51H215V49H214ZM256 51H260V53H258V54H256ZM12 52V53H13ZM16 52H18V51H16ZM192 52H190V54H192ZM222 52V51H221ZM11 53V52H10ZM55 53V55H52V54H54ZM70 53V52H69ZM50 54H51V56H50ZM94 54H96V52L95 53H93V55L91 56V57H94ZM174 54V55H173ZM192 54V55H193ZM205 54V53H204ZM209 54H210V52H209ZM231 54H232V52H231ZM14 55H15V52H14ZM67 55V54H66ZM160 55V56H161ZM185 55V56H184ZM201 54H199L198 56H199V58L201 57L202 58V55L200 56ZM206 55V54H205ZM217 55V54H216ZM215 55V56H216ZM235 55V54H234ZM252 55H253V57L254 58H252ZM96 56H97V54H96ZM184 56V57H183ZM195 56H196V59L197 60H195V61H192V60H194V59H192V58H195ZM211 56H212V53H211ZM215 56H214V58H215ZM236 56H239V55H236ZM51 57V58H50ZM64 57H66V56H64ZM151 57V58H150ZM192 57V58H191ZM213 57V56H212ZM212 57H210V58H212ZM223 57V56H222ZM161 58V57H160ZM187 58H189V59H187ZM203 58H205V56L203 57ZM203 58H202V61H203ZM209 58V59H210ZM230 58V57H229ZM251 58H252V60L253 61H251L250 62V60H251ZM30 59H32V60H35L36 62L35 63H32V61H29ZM53 59H54V61L55 62H53ZM64 59H66V58H64ZM90 59V58H89ZM150 59V60H149ZM159 59V58H158ZM206 59V58H205ZM219 59V58H218ZM221 59V58H220ZM232 59V58H231ZM250 59V60H249ZM63 60V59H62ZM156 60L157 59H155L154 60V62H156ZM225 60H228V58L227 59H225ZM264 60V59H263ZM184 61V63L183 64H185V65H181L182 64V62ZM95 62H96V60H95ZM98 62V61H97ZM96 62V63H97ZM151 62H153V61H151ZM153 62V63H154ZM94 63V62H93ZM192 63V64H191ZM211 63H213V62H211ZM223 63H225V62H223ZM87 64V63H86ZM92 64V62L90 63V64H88L89 66ZM95 64V63H94ZM108 64H107V66H108ZM157 64V63H156ZM162 64V63H161ZM161 64H158V65H161ZM205 64H208V65H205ZM56 65V64H55ZM83 65V64H82ZM166 65H167V67H166ZM204 65V66H203ZM211 65V64H210ZM237 65V66H238ZM262 65V66H261ZM261 65H258L261 69L259 70V71H257V72H254V74L252 75L251 74V79H250V83H247L248 85H252V82L251 81H253L254 80V82H253V84H254V86H251V90H253L252 91V93L253 94H256L257 96V98L259 99V100H257L256 101V103H261V105H264V63L262 62V64ZM73 66V65H72ZM71 66V67H72ZM84 66V65H83ZM149 66V67H148ZM211 66H213V65H211ZM54 67V68H53ZM70 67V68H71ZM75 67V66H74ZM73 67V68H74ZM85 67V66H84ZM158 67V66H157ZM61 68V67H60ZM75 68H78V65H77V67H75ZM74 68V69H75ZM94 68V67H93ZM98 68V67H97ZM97 68H95V70H97ZM101 68V67H100ZM100 68H98V69H100ZM186 68L188 69V70H186ZM233 66H229V67H227V71H228V73H226V70H225V73L226 74H228L227 76H229V75H231L232 73H233ZM81 68L79 67V69H77V72H75L76 74H79V76H80V74L81 73H79V71L78 70H80ZM197 69H198V71H197ZM211 69V70H210ZM226 69V68H225ZM237 69V68H236ZM235 69V70H236ZM241 69V70H240ZM252 69V68H251ZM251 69H250V71H251ZM252 69V70H253ZM256 69V68H255ZM68 70V69H67ZM71 70V69H70ZM185 70V71H184ZM192 70H193V68H192ZM191 70V71H192ZM235 70H234V72H235ZM247 69H245V71H246ZM256 70H258V69H256ZM38 71H42V73L43 72H45L46 74H47V78H45V79H47V81L41 86V87H39L41 84H39L38 82H35L33 79V77H35L36 76V74H37V72ZM55 71V70H54ZM190 71V72H191ZM214 73L215 72V74H211L212 72ZM237 71V70H236ZM248 72H249V70H247ZM52 72V73H51ZM81 72H83V70L81 71ZM92 72V71H91ZM103 72V71H102ZM102 72H100V73H102ZM110 72V73H111ZM177 72H178V74H177ZM189 72V73H190ZM239 72H237V74L239 73ZM51 73V74H50ZM66 72H64V74H65ZM74 72L73 73H70V74H72V75H74L75 74ZM90 73V72H89ZM167 73H169V75H167ZM180 73V74H179ZM201 73V74H200ZM221 73V72H220ZM222 73H223V75H225V77H226V74L224 73V71H222ZM222 73H221V75H222ZM242 73H243V71H242ZM241 73V75L242 76H244L243 74ZM252 73V72H251ZM45 74V75H46ZM55 74V73H54ZM96 73H94V76L96 77V75H95ZM102 74H104V73H102ZM157 74V76H155ZM160 74V75H159ZM190 74H192V73H190ZM195 74V75H196ZM250 74V73H249ZM101 75V74H100ZM168 77H167V76ZM211 75H212V77H211ZM217 75V74H216ZM219 75V74H218ZM240 75V74H239ZM241 75H240V77H241ZM41 76H43V75H41ZM78 76V75H77ZM78 76V77H79ZM88 76V75H87ZM97 76H99V75H97ZM138 76V77H137ZM187 76H188V73H187ZM198 76V75H197ZM233 76L234 75H232V77H231V82L232 83H228V85H229V89H227V90H230L231 92H232V87L234 88H238V86L237 85H240V84H238V81L236 82V80L235 81H233L234 79H233ZM235 76H236V74H235ZM248 76V75H247ZM45 77V76H44ZM70 77V76H69ZM80 77H82V75L80 76ZM79 77V78H80ZM89 77V76H88ZM92 77V76H91ZM190 78H192L193 77V74H192V76H189ZM196 77V76H195ZM239 77V76H238ZM245 77V76H244ZM250 77V76H249ZM83 79H84V77H82ZM81 78V79H82ZM85 78H86V76H85ZM94 78V77H93ZM139 79V78H141V80H143V79H146L147 80V85H146V89L148 88V90H146L145 92L146 93H144V90L143 89H141L140 88V86H139V88L141 89L138 93H136L135 95H131V92H129V90H131L132 88H134V86L137 84V82H136V79ZM159 78H161V80H158ZM200 78V77H199ZM215 78H217V77H215ZM243 78V77H242ZM248 78V77H247ZM103 79V78H102ZM101 79V80H102ZM115 79V80H116ZM224 79V78H223ZM229 79V78H228ZM227 79V80H228ZM235 79H236V77H235ZM84 80H86V79H84ZM101 80H99V81H101ZM104 80V79H103ZM193 80V79H192ZM196 80V79H195ZM211 80H213V79H211ZM240 80V79H239ZM245 80H247V79H245ZM98 81V82H99ZM144 81V80H143ZM157 81L159 82V83H157ZM194 81V80H193ZM208 81V80H207ZM207 81H203V83L205 82H207ZM217 81H218V79H217ZM216 81V82H217ZM226 80H224V82H225ZM109 82H112V81H109ZM198 82V81H197ZM202 82V81H201ZM201 82H200V84H201ZM209 82V81H208ZM237 83V84H235L236 86H234L233 85V83ZM38 83V84H37ZM69 83V81L67 82V84ZM85 83H87V82H85ZM139 83V82H138ZM157 83V84H156ZM96 84H97V81H96ZM123 84L124 85H127V86H123ZM197 84V83H196ZM66 85V84H65ZM69 85V84H68ZM74 84H72V86H73ZM198 85V84H197ZM204 85V84H203ZM233 85V86H232ZM244 85V84H243ZM93 86H95L94 84L93 85H91L90 87H93ZM103 86V85H102ZM102 86H101V88H102ZM117 86V87H116ZM138 86V85H137ZM136 86V87H137ZM189 86V85H188ZM195 85L193 84V87H194ZM206 86V85H205ZM217 86H219V85H217ZM232 86V87H231ZM85 88L86 87H88V85H85L84 86ZM89 87V88H90ZM161 87V88H160ZM201 87H203V86H201ZM227 87V86H226ZM225 86L223 87V89L222 90H225V88H226ZM231 87V88H230ZM68 88V87H67ZM66 88V89H67ZM72 88V87H71ZM76 88H77V86H76ZM80 88V87H79ZM191 88V89H190ZM196 88H197V86H196ZM245 88H246V86H245ZM244 87H242V88H239V89H237V91L236 90H234L233 92H232V97H230V95L228 96V97H230L229 98V100H227V101H229V103L230 104H232V105H235L236 106V108H237V106L239 107V110H240V108H242L243 106H244V108H246V107H248V106H246L247 105V103L245 104V105H243L242 103V100H241V98L242 97H244V95L246 96V94L248 93L249 94V92L251 91H249V87H248V89L246 90ZM65 89V90H66ZM88 89V88H87ZM86 89V90H87ZM111 89V88H110ZM145 89V88H144ZM221 89V88H220ZM97 90H100V87L99 88H97ZM115 90V89H114ZM124 90V89H123ZM137 89H134L133 90V92L134 91H136ZM259 90H261V94H259L258 93V91ZM83 91V90H82ZM82 91L80 92V93H82ZM96 91V90H95ZM113 91V90H112ZM125 91V90H124ZM169 91V90H168ZM215 91V92H214ZM246 91H248L247 93H246ZM70 92V91H69ZM73 92H75V91H73ZM91 92V91H90ZM90 92H88L87 91V94L88 93H90ZM223 92V91H222ZM68 93V92H67ZM72 93V92H71ZM70 93V94H71ZM78 93V92H77ZM94 93V92H93ZM96 93H97V91H96ZM140 93V94H139ZM172 93L171 92H169V95L170 96H173L172 95ZM226 93H228V91L226 92H224V93H222V94H226ZM10 94V95H9ZM66 94V93H65ZM65 94H63V95H65ZM79 94V93H78ZM77 94V95H78ZM91 94V93H90ZM98 94V93H97ZM112 94H114V96H116L115 95V93L114 92H112ZM119 94V93H118ZM139 94V98H137L138 95ZM14 96H15V94H13ZM82 95V94H81ZM92 95H95V94H92ZM91 95V97H93ZM109 95V94H108ZM66 96V95H65ZM74 96H76V95H74ZM74 96H70V97H68V98H72V97H74ZM131 96H133L134 98L136 97L137 99H135L134 101H132V97ZM141 96V97H140ZM226 96V95H225ZM91 97H88V98H91ZM98 97H102V96H98ZM120 97V96H119ZM119 97H117V98H119ZM216 97H213V99L214 98H216ZM223 97V95L221 96V98ZM68 98H66V102H64V104L65 103H69V101H68ZM94 98V97H93ZM164 98V97H163ZM255 98V97H254ZM253 97H252V94H251V97H250V99H246L247 100V102L249 103V104H251V105H253L254 103H253V99H254ZM77 99V96H76V98H75V100ZM81 99V98H80ZM99 99V98H98ZM224 99V98H223ZM244 99V98H243ZM71 100V99H70ZM89 100V99H88ZM88 100H86V101H88ZM114 100V99H113ZM113 100H110V101H113ZM220 100V99H219ZM18 101V102H17ZM71 101H73V100H71ZM103 101V100H102ZM101 101V102H102ZM116 101V100H115ZM213 101V100H212ZM226 100H225V102H227ZM61 102V101H60ZM221 102V101H220ZM224 102V101H223ZM224 102V103H225ZM245 102V101H244ZM93 103H97L96 101H93ZM107 103H109V102H107ZM228 103V104H229ZM98 104V103H97ZM100 105H101V103H99ZM103 104V103H102ZM216 104V103H215ZM227 104V106H229ZM63 105V104H62ZM211 105V104H210ZM213 105H214V103H213ZM220 105H222V104H220ZM224 105V104H223ZM65 106H66V104H65ZM70 106V105H69ZM69 106H67L68 108H69ZM90 106V105H89ZM104 106V105H103ZM207 105L205 104V107H206ZM225 106V105H224ZM86 107V106H85ZM201 107V108H200ZM211 107L212 106H210V109H211ZM233 107V106H232ZM90 108V107H89ZM212 108H214V107H212ZM231 108V107H230ZM234 108V107H233ZM233 108H231V110L233 109ZM8 109V108H7ZM196 109V110H197ZM2 110V109H1ZM195 110V111H196ZM213 110V109H212ZM212 110H210L209 111V109H208V112H211ZM223 110V109H222ZM222 110H220V112H217L219 115H221V116H223L224 114L222 113L223 111ZM228 110V109H227ZM235 110V109H234ZM238 110V113H240V111ZM244 110V109H243ZM251 110H252V107H251ZM123 111H124V113H123ZM144 111V112H143ZM194 111V110H193ZM201 111V110H200ZM228 111H230V110H228ZM17 111H16V113H18ZM115 112V111H114ZM147 114H146V113ZM244 112V111H243ZM243 112H242V114H243ZM246 112H247V110H246ZM252 112V111H251ZM263 112V111H262ZM261 112V113H262ZM34 113V114H35ZM71 113V112H70ZM195 113V112H194ZM225 113V112H224ZM226 113H227V111H226ZM230 113H231V111H230ZM235 113V112H234ZM233 113V114H234ZM237 113V114H238ZM245 113V112H244ZM250 113V112H249ZM119 114V113H118ZM191 115H192V113H190ZM202 115V113H199V115ZM211 114V113H210ZM26 114L24 113V116H25ZM96 115V114H95ZM198 114H197V116H199ZM211 115H214V114H211ZM229 115V114H228ZM227 114H226V116H228ZM14 116V115H13ZM16 116V115H15ZM20 116V115H19ZM35 116H36V114H35ZM197 116H195L194 114H193V118H194V120H195V118L197 117ZM208 116V115H207ZM216 116V115H215ZM215 116H211L210 118H215ZM232 116H235L236 117V115H232ZM238 116H240V114L238 115ZM245 116V117H244ZM242 115V117L243 118H245L246 119V117L247 116H249L248 114H247V116L246 115ZM21 117V116H20ZM19 117V118H20ZM38 117V116H37ZM44 117V116H43ZM45 117H47V116H45ZM115 117H116V115H115ZM200 117V119L201 120H203L204 119V117H205V115L203 114L202 116H199ZM198 117V118H199ZM230 117V116H229ZM228 117V118H229ZM234 117V118H235ZM241 117V118H242ZM250 117V116H249ZM28 118V117H27ZM125 118V119H126ZM129 118V119H128ZM224 118H225V115H224ZM233 118V117H232ZM233 118V119H234ZM12 119H14V118H12ZM22 119V118H21ZM115 119H117V118H115ZM114 119V121H116ZM197 119V118H196ZM19 120V119H18ZM119 120V119H118ZM121 120V119H120ZM197 120H199V119H197ZM207 120V119H206ZM205 120V121H206ZM216 120V119H215ZM227 120H229V119H227ZM231 120V119H230ZM236 120V118L234 119V121ZM249 120H251V118L249 119ZM12 121H14V120H12ZM86 121H89V120H86ZM124 121V122H125ZM200 121V120H199ZM242 121V120H241ZM245 122H247L248 123V121H246V120H244ZM252 121H253V119H252ZM46 122V121H45ZM121 122H123L122 120H121ZM120 122V123H121ZM123 122V123H124ZM195 122H197L198 123V121H195ZM194 122V123H195ZM210 122H211V120H210ZM213 122V121H212ZM230 122V121H229ZM239 122V121H238ZM243 122V121H242ZM15 123V122H14ZM44 123V122H43ZM90 123V122H89ZM114 123V122H113ZM123 123H121V124H119V122L117 123L118 124V126L119 125H122ZM146 123V122H145ZM201 123V122H200ZM16 124V123H15ZM106 124V123H105ZM116 124V125H117ZM127 124V125H128ZM199 124V123H198ZM209 124V123H208ZM32 125V124H31ZM90 125V124H89ZM197 125V124H196ZM206 125V124H205ZM41 126V125H40ZM42 126H44V125H42ZM53 126V125H52ZM94 126V125H93ZM115 126V125H114ZM124 126H126V125H124ZM130 126V125H129ZM137 125H135V127H136ZM143 126H146V124H143ZM199 126V125H198ZM203 126V125H202ZM9 127H11V125L9 126ZM128 127V126H127ZM141 128H142V126H140ZM199 127H201V126H199ZM94 128H96V127H94ZM119 128H121V127H119ZM130 128V127H129ZM129 128H127V130L129 129ZM140 128V130H143V129H141ZM12 129V128H11ZM115 129H117V128H115ZM132 131H133V133L131 134V137H129L128 138V136H130V135H128V132H127V134L124 132L123 133V131H121V136H123V134L124 135H128L127 136V138L126 137H124V140L126 141V142H129L130 140L131 141H134L135 142V144H137V145H141L142 146V142H143V148H141L142 150L141 151H139L140 150V148H138V147H134V149H133V147L131 146V149H133V152H134V154H132L133 152L131 151L130 152V154H131V157H129L130 158V160H132V157L134 158L133 159V161L132 162H130V163H133L132 164V167H133V169H132V171H131V169H130V171H131V173L130 172H128V174H130V178H128V176L126 177V180H124V181H122V183L123 184H125V182H126V186L127 185H129L128 186V188H125V189H129L128 191H129V193H130V196H128V200L130 201H127V202H129L130 204H133L132 206L130 205H127V206H125L124 205V207H130V210H128V209H123L124 207H122V208H120L121 207V205H120V207L118 206V207H116V209H118V208H120L121 209V211H120V215H122V214H124L123 212H122V210L124 211L125 210V212H126V210H127V212L125 213V216H123V217H125V218H123L122 217V219L124 220L125 219V221H126V223L129 225V228H128V232H129V230L131 229L133 232L132 233H134L133 235L132 234H130V236L132 235L133 236V239H134V237H136V240L134 239V240H132V236H131V238L129 237V235L128 234H126L127 232H125L126 230H124V232H125V234L127 235L126 237H128V238H130L131 240H127L126 242H125V244L126 243H128V245L126 244V248H129L128 246L130 245V250H132L131 251V253H133V258H139L138 257V255L136 254V256L134 257V245L133 244H135V243H137V244H140L139 243V240L137 241V237H138V239H140L139 237H143L144 236V238H145V235H146V232H147V229H146V227L148 228V227H150L149 225H148V223H147V221L145 220L146 218H149L150 216L147 214L148 213V210H149V208H151L152 207V205L154 204V203H152L151 201H150V199L149 198H147L148 196H151L152 197V195H146L147 194V191H148V189L146 188L148 185H147V182L150 180H147V178L151 175V174H149V167L150 166H148L149 165V162H148V164H147V162L145 163V165H144V162H145V160L144 159H141V155H139L140 154V152H142V151H144V142H145V139L144 140H142V136H140L141 135V133L139 132V129L138 128H135V129H137V130H135L134 128V130L132 129V128H130ZM129 129V130H130ZM204 129V128H203ZM41 130V129H40ZM39 130V133L41 134V136L43 135L42 133H41V131ZM109 130V129H108ZM120 130V129H119ZM121 130H123V128L121 129ZM125 130H126V128H125ZM128 130V131H129ZM20 131V130H19ZM36 131V130H35ZM118 131V130H117ZM136 131V132H135ZM145 131V130H144ZM200 130H198V132H199ZM34 132V131H33ZM43 132H44V130H43ZM73 132V131H72ZM114 132V131H113ZM130 133H131V131H129ZM201 132V131H200ZM13 133H14V131H13ZM21 133V132H20ZM135 133V134H134ZM4 135V134H3ZM10 135H12V134H10ZM39 135V134H38ZM116 135H117V133H116ZM143 135V134H142ZM199 135V134H198ZM7 136V135H6ZM35 136H37L36 134H35ZM113 136H115V135H113ZM120 136V139L122 138ZM14 137V136H13ZM12 137V138H13ZM27 137V136H26ZM39 137V136H38ZM43 137V136H42ZM89 137H93V136H89ZM198 137V136H197ZM6 138V137H5ZM40 138V137H39ZM49 138H51V137H49ZM126 138V139H125ZM77 139V138H76ZM75 138H74V141L73 140H71L70 142H69V144H71L72 142H75V140H76ZM112 139V138H111ZM114 139V138H113ZM5 140V139H4ZM12 140H14V139H12ZM26 140V139H25ZM65 139H63V141H64ZM70 140V139H69ZM16 141V140H15ZM35 141V140H34ZM33 141V142H34ZM60 141V140H59ZM121 141V140H120ZM7 142H9V141H7ZM30 141L28 140V143H29ZM79 142V141H78ZM81 142V141H80ZM102 142V141H101ZM125 142V143H126ZM39 143V142H38ZM83 143V142H82ZM82 143H81V145H82ZM89 143H91V141H89ZM92 143H93V141H92ZM91 143V144H92ZM95 143V142H94ZM131 143H133V142H131ZM146 143V142H145ZM35 144V143H34ZM68 143H67V147H68V145H69ZM75 144V143H74ZM73 144V145H74ZM77 144V143H76ZM84 144V143H83ZM149 144H150V142H149ZM5 145V143H3V146ZM9 145V144H8ZM32 145H33V143H32ZM54 145H57V144H54ZM125 145V144H124ZM3 146H1V147H3ZM23 146V145H22ZM25 146H27L26 144H25ZM83 146V145H82ZM88 146V145H87ZM93 146H95L94 144H93ZM123 146V145H122ZM126 146H127V144H126ZM134 146V145H133ZM6 147H7V144H6ZM128 147V146H127ZM126 147V148H127ZM145 147H146V145H145ZM147 147H149V145H147ZM146 147V149H148ZM27 148V147H26ZM49 148V147H48ZM69 148V147H68ZM77 148V147H76ZM85 148V147H84ZM104 148V147H103ZM114 148V147H113ZM2 149V148H1ZM5 149H7V148H5ZM81 149V148H80ZM86 149V148H85ZM119 149V148H118ZM121 149V148H120ZM118 150V152H120L121 150ZM122 149H123V147H122ZM124 149H125V147H124ZM137 149H139V150H137ZM24 150H27V149H24ZM50 150V149H49ZM67 149L66 148H64V149H62L61 150V152L60 153H64V151H66ZM70 150H72V149H70ZM90 150V149H89ZM96 150V149H95ZM102 150V149H101ZM100 150V151H101ZM1 151H3V149L1 150ZM0 151V152H1ZM5 151V150H4ZM87 151V150H86ZM94 151V150H93ZM113 151H114V149H113ZM113 151L111 150V153L112 154H114L113 153ZM126 151V150H125ZM6 153H7V151H5ZM16 153H17V150L15 151ZM19 152V151H18ZM28 152V150L26 151V157L25 158H27V153ZM37 152V151H36ZM58 152V151H57ZM88 153L89 152H91V150L90 151H87ZM115 152V156H116V154L118 153H116V150L114 151ZM1 153H3L4 154V156L6 155L7 156V154H5L4 152H1ZM1 153H0V155H1ZM13 153V152H12ZM48 153V152H47ZM73 153H74V150H73ZM95 153V152H94ZM122 153H123V150H122ZM41 154V153H40ZM65 154V153H64ZM144 154V153H143ZM23 155H25V154H23ZM29 155V154H28ZM68 155V154H67ZM79 154H76V157L78 156ZM133 155V156H132ZM3 156V157H4ZM13 156H15V154L13 155ZM17 156H19V155H17ZM105 156V155H104ZM114 156V155H113ZM145 156V157H144ZM142 155V158L144 157L145 159H146V156H147V154L145 153V155ZM64 158H66L67 156H63ZM79 158H80V155L78 156ZM71 158V157H70ZM72 158H74V157H72ZM114 158H116V157H114ZM17 159V158H16ZM15 159V160H16ZM19 159V158H18ZM51 159V158H50ZM81 159V158H80ZM80 159H78V160H80ZM91 159H92V157H91ZM102 159V158H101ZM112 159V158H111ZM20 160V159H19ZM18 160V161H19ZM67 160V159H66ZM66 160H64V161H66ZM86 160H88V159H86ZM109 160V159H108ZM142 160H144V161H142ZM2 161V160H1ZM0 161V162H1ZM22 161V160H21ZM92 161V160H91ZM90 158H89V164H91L90 162ZM114 161H116V160H114ZM139 161H141L140 163H139ZM6 161L4 160V162L3 163H5ZM16 162V161H15ZM31 162V161H30ZM38 162V161H37ZM37 162H35V163H37ZM43 162V164L44 165H47V163H49L50 161H48V160H44V161H42ZM112 162V161H111ZM2 163V164H3ZM21 163V162H20ZM34 163V164H35ZM70 163V162H69ZM69 163H64L63 162V164H65L66 165V169L68 168V167H70V168H72V165L73 164H69ZM92 163H93V161H92ZM97 163H99V162H97ZM104 163V162H103ZM143 163V164H142ZM1 164V165H2ZM58 165H56V167H58L59 165L61 166V164H59V163H57ZM62 164V166H64ZM78 164V163H77ZM81 164L82 165H85V164H83V162L81 161ZM96 164V163H95ZM141 164L142 165H144V167L142 166V167H140L141 166ZM147 164V165H146ZM0 165V166H1ZM21 165V164H20ZM33 165V164H32ZM50 165V164H49ZM68 165V166H67ZM69 165H71V166H69ZM110 165V164H109ZM3 166H5V168H6V164L5 165H3ZM19 166V165H18ZM36 166V165H35ZM61 166V167H62ZM81 166V165H80ZM116 166V165H115ZM11 167V166H10ZM13 167V166H12ZM20 167V166H19ZM37 167V166H36ZM60 167V168H61ZM75 166H73V168H74ZM86 167V166H85ZM94 167V166H93ZM109 167V166H108ZM130 167H131V164H130ZM2 168L3 167H1V170L0 171H2ZM45 168V167H44ZM48 168V167H47ZM64 168V167H63ZM81 169H82V167H80ZM91 169H92V167H90ZM95 168V167H94ZM151 168V167H150ZM23 169V168H22ZM65 169V168H64ZM75 169V168H74ZM13 170H14V167H13ZM12 170V171H13ZM62 170V169H61ZM60 170V171H61ZM77 170H79L78 168H77ZM83 170H84V168H83ZM82 170V171H83ZM86 170V169H85ZM89 170V169H88ZM67 171H69V172H71L72 173V171H70L69 169H67ZM75 171H76V169H75ZM77 172V171H76ZM78 172H80V170L78 171ZM86 172V171H85ZM91 172H92V170H91ZM93 172H95L96 173V171H94L93 170ZM92 172V173H93ZM151 172V171H150ZM2 173V172H1ZM4 173V172H3ZM2 173V174H3ZM62 173H63V170L61 171V175L60 176H62ZM65 173V175L67 174V172L65 171L64 172ZM90 173V172H89ZM91 173V174H92ZM153 173V172H152ZM57 174V173H56ZM55 174V175H56ZM6 175V174H5ZM47 176L49 175L48 174V172H47V174H46ZM54 175V176H55ZM64 175V176H65ZM71 175L72 174H70V176H69V173H68V176H69V178H71ZM74 175V174H73ZM89 175V174H88ZM93 175H94V173H93ZM67 175H66V177H68ZM96 176V175H95ZM3 177H5V176H3ZM26 177H29V176H26ZM25 177V178H26ZM49 177V176H48ZM50 177H51V175H50ZM56 177H59V176H56ZM63 177V176H62ZM74 177V176H73ZM151 177V176H150ZM25 178H23V176H19V180H16V181H14V182H12V181H10V182H6L5 184H1L0 185V222L1 221H4V220H6L5 219V211L7 210V211H9V212H12L13 213V215H12V219H13V221L14 222H17V225H19V232H18V234H17V238H12V237H10V235H6V233H3V234H0V256L1 255H3V256H5V258L7 259V258H11L12 259V261L11 262H13L12 264H73L72 262H69L70 260H58V259H55L54 257H52V256H50V257H48L47 256V258H44V256H42L41 257V255L39 254V250L36 252V248H40L38 245H35V236H36V230H35V228H33L32 227V224H33V220H32V218H33V216H32V214L33 213H31L33 210L31 209V212H30V210H29V213H28V210L26 209L27 208V206H29L30 205V203H29V201H28V199H27V197H26V194L24 193L25 191H22V189L24 188L22 185H24L23 183H24V179ZM46 178V177H45ZM52 178V177H51ZM64 178V177H63ZM81 178V177H80ZM127 178L130 180L129 181V183L127 184V182H128V180H127ZM152 178V177H151ZM154 178V177H153ZM8 179V178H7ZM12 179V178H11ZM29 180H30V177L28 178ZM43 179H44V177H43ZM54 179H56V178H54ZM75 179V178H74ZM121 179V178H120ZM122 179H123V177H122ZM121 179V180H122ZM26 180V179H25ZM67 180L69 181L70 179H68L67 178ZM82 180V179H81ZM84 180V179H83ZM83 180H82V182H83ZM90 180V179H89ZM152 180V179H151ZM1 181V180H0ZM6 181V180H5ZM22 181H23V183H22ZM48 181V180H47ZM46 180H45V182L43 183L42 182V185H44L43 187H45L46 186V184L47 185H49L48 184V182H47ZM70 181H72V180H70ZM73 181H75V180H73ZM92 181H94V180H92ZM96 181V180H95ZM120 181V180H119ZM52 182V181H51ZM152 182V181H151ZM41 183V182H40ZM52 183H55V182H52ZM68 183H70L69 185H71L72 186V184H71V182H68ZM78 184H81V185H83V183H81V181H78L77 182ZM86 183V182H85ZM119 183V182H118ZM121 183V182H120ZM119 183V184H120ZM121 183V184H122ZM51 184V183H50ZM89 184V183H88ZM94 184H95V182H94ZM122 184V185H123ZM41 185V184H40ZM53 185V184H52ZM67 185V184H66ZM69 185H67L68 187H70ZM73 185H77V184H74L73 183ZM89 185H91V184H89ZM121 185V186H122ZM147 185V186H146ZM50 186V185H49ZM48 186V188L49 189H51L50 187ZM120 186V185H119ZM124 186V185H123ZM22 187V188H21ZM42 187V186H41ZM82 187V186H81ZM150 187V186H149ZM153 187V186H152ZM19 188V189H18ZM46 189V187H45V190L44 191H46V193L49 191V189ZM72 187H70L69 189H71ZM80 188V187H79ZM88 188H90V187H88ZM118 188H120V187H118ZM74 189H76V188H74ZM81 189V188H80ZM124 189V187H123V191L125 190ZM152 189V188H151ZM25 190V189H24ZM52 190V191H51ZM50 191H51V196H53L54 195V193H52L53 191H54V188H52ZM77 190V189H76ZM115 190H117V188H115ZM147 190V191H146ZM149 190H150V188H149ZM119 191V193H121L122 194V190L121 189H118L117 190V192ZM126 191V190H125ZM127 191V192H128ZM146 192V193H145ZM56 193H57V191H56ZM55 193V194H56ZM59 193V192H58ZM57 193V194H58ZM61 193H64V195H66L65 194V192H61ZM60 193V194H61ZM69 193V192H68ZM71 193V192H70ZM151 193H154V191L153 192H151ZM57 194L55 195V196H53L54 197V199L53 200H55V197H57ZM60 194H59V198L56 200V202H59V199H61L60 198ZM114 194H115V192H114ZM120 194V195H121ZM149 194V193H148ZM201 194V193H200ZM48 195V194H47ZM49 195H50V192H49ZM112 195V194H111ZM116 195V194H115ZM115 195H114V197L113 198H118V197H115ZM119 194H117V196H120ZM44 196V195H43ZM61 196H63V194L61 195ZM154 196V195H153ZM200 196V195H199ZM112 198V199H113ZM130 198V199H129ZM45 199H47V197L45 198ZM49 199H50V197L48 198V201H49ZM63 199H64V197H63ZM62 199V200H63ZM66 199V200H65ZM65 201H66V203L65 204H69V208H71V210L73 209H76V208H80L81 207V205L82 204H86V202L85 201H87V200H85L84 201V199L82 200V202H81V204H80V207L78 206V207H75L74 205L76 204L75 202H76V197H75V199H74V197L72 196V197H70L69 195H68V198H66L65 197ZM87 199V198H86ZM120 199V198H119ZM149 199V200H148ZM43 200H44V198H43ZM62 200H60V201H62ZM52 201V200H51ZM51 201H50V203H51ZM65 201H63V204H64V202ZM115 201V200H114ZM153 201V200H152ZM202 201V200H201ZM201 201H199V202H201ZM56 202H55V204H56ZM113 202V201H112ZM116 202V201H115ZM114 202V203H115ZM120 202H123V201H117V203H120ZM154 202V201H153ZM199 202H198V204H199ZM46 203V202H45ZM113 203V204H114ZM116 203V204H117ZM128 203V204H129ZM40 204V203H39ZM52 204V203H51ZM63 204H61L62 206H63ZM65 204H64V206H65ZM71 204V205H70ZM89 203H87V205H88ZM115 204V205H116ZM123 204V203H122ZM127 204V203H126ZM43 205V204H42ZM42 205H41V207H42ZM59 205H60V203H59ZM200 205V204H199ZM44 206L46 207V204H44ZM49 206V205H48ZM88 206H90V205H88ZM107 206L108 207H110L109 205H104L103 204V206L102 207H104V208H107ZM117 206V205H116ZM123 206V205H122ZM155 206V205H154ZM7 207V208H6ZM56 207V206H55ZM68 206H66V208H67ZM101 207V206H100ZM47 208V207H46ZM56 208H58V207H56ZM104 208H102V209H104ZM114 208H115V206H114ZM153 209H151V210H155L154 209V207H152ZM38 209V208H37ZM61 209L62 208H60V211H61ZM110 210H108V208H107V210L106 211H102L101 210V212L100 213H102V214H104L105 215V212H106V215L109 213V214H111V216L113 217V214L114 215H116V218L118 219V217L120 216L119 214H118V212H119V209H118V212L116 211V209H113V208H109ZM39 210V209H38ZM41 210H42V208H41ZM40 210V211H41ZM54 210V209H53ZM58 210V209H57ZM66 211H65V213L67 212V209H65ZM198 210V209H197ZM52 211V210H51ZM59 211V210H58ZM64 211V210H63ZM128 211H130V213H128ZM203 211V210H202ZM202 211H200V212H202ZM34 212V211H33ZM55 211H53V212H51V214L52 213H54ZM69 212V211H68ZM152 211H150L149 213H151ZM155 212H156V210L153 212L154 214H155ZM206 212V211H205ZM212 212V211H211ZM211 212H207V214L208 213H211ZM37 213H39V212H35V214H37ZM50 213V212H49ZM61 213V212H60ZM62 213H64V212H62ZM73 213H75V210H74V212ZM72 213V214H73ZM99 212H98V215H99V217H100V214ZM117 213V214H116ZM128 213V214H127ZM153 213H151V214H153ZM203 214H204V212H202ZM213 213V212H212ZM211 213V214H212ZM35 214H33V215H35ZM50 214V215H51ZM71 213H70V215H72ZM108 214V215H109ZM150 214V215H151ZM214 214V213H213ZM223 214V213H222ZM53 215H55L54 217H56V216H59V215H56V212H55V214H53ZM53 215H51V217L53 216ZM67 215V214H66ZM74 215H76V214H74ZM90 215L92 216V213H90V211L86 208V209H83V207H82V209H80V216H79V219L76 221V220H73V223H74V226L72 227L71 225H69V226H71V228H73L72 230H70V229H67V228H70L69 226L68 227H66V226H62L60 223V225L62 226L61 228H59V230L60 231H66V232H74V234L76 233V231H79L78 232V236L79 237H88L89 236V234H88V231H89V229L87 228V227H85L84 226V222L85 221H87V220H89L91 217H90ZM97 215V216H98ZM106 215H105V217H106ZM119 215V216H118ZM202 215V214H201ZM210 215V214H209ZM215 215V214H214ZM62 216H63V214H62ZM61 216V217H62ZM65 216V215H64ZM63 216V217H64ZM110 216V215H109ZM199 216V215H198ZM212 216V215H211ZM216 216V215H215ZM35 217V216H34ZM62 217V218H63ZM66 217V216H65ZM64 217V218H65ZM73 217V216H72ZM71 217V218H72ZM80 217H81V220H80ZM98 217V218H99ZM204 217V216H203ZM218 217V216H217ZM263 217H264V215H263ZM39 218V217H38ZM53 218V217H52ZM56 218H58V217H56ZM59 219H61V218H59ZM94 219V218H93ZM108 219V218H107ZM119 219H121V217H119ZM118 219V220H119ZM153 219V218H152ZM203 219V218H202ZM201 219V220H202ZM217 219V220H216ZM222 219H225V217H223V216H220L219 215V218H215V220H216V222L214 223V221H212L211 222V218H210V216H207V215H205V219L203 220V222H202V226H200V232H201V234H202V236H201V240H203V242H201V246H200V249H201V253L204 255H207L208 256V258H210V262H209V264H211V260H213V248H214V240H215V238H216V234H217V227H218V224H219V221L220 220H222ZM20 220V221H19ZM58 220V219H57ZM62 220H64V219H62ZM103 220V219H102ZM101 220V221H102ZM118 220H117V222H118ZM148 220V219H147ZM149 220H151L150 218H149ZM198 220H200V219H198ZM213 220V219H212ZM50 221H51V219H50ZM56 221V220H55ZM94 221V220H93ZM99 221V220H98ZM101 221H99V222H101ZM116 221V220H115ZM119 221H121V220H119ZM124 221V222H125ZM145 221H146V223H145ZM153 221L154 220H152V221H150V225H151V222H152V224H153ZM263 221V220H262ZM261 220L259 221V223H258V226L260 227V229L259 230H256L255 232H257L258 234H252L249 238L251 239L250 240V242H249V245H247L246 247L244 246H235V245H231V244H233L234 242H235V240L232 238V239H228V247H227V249H228V251H229V256H231V257H237V255L239 256V257H243V258H245L244 260H247V263L246 264H259L260 263V260H261V258H262V256H261V246L263 245V243L260 245V246H258L261 242H262V240H261V236L259 235V233L262 231V233H264V221H263V223L262 224H260V222H262ZM58 222V221H57ZM63 222V221H62ZM89 222H92V218H91V221L89 220ZM98 222V223H99ZM104 222H106V221H104ZM123 222V224H125ZM66 219H65V223H63V225H66ZM71 223H72V221H71ZM72 223V224H73ZM116 223V222H115ZM119 223V222H118ZM121 224H122V222H120ZM58 223H57V225H55V227L56 226H58L59 225ZM91 224V223H90ZM106 224V223H105ZM122 224V225H123ZM226 224H228V225H230L229 227H224L223 229H222V231L224 232V230H226L227 228H230L231 227V222H227ZM48 227H51V224L49 225V223L48 224H46ZM45 225V226H46ZM59 225V226H60ZM98 225V224H97ZM115 225V224H114ZM120 225V224H119ZM201 225V224H200ZM47 226H46V228H47ZM92 226H94L93 224H92ZM100 226V225H99ZM126 226V225H125ZM125 226H123L124 228H125ZM91 227V226H90ZM97 227V226H96ZM105 227V226H104ZM103 227V228H104ZM122 227V226H121ZM128 227V226H127ZM45 228V227H44ZM110 228V227H109ZM58 229V228H57ZM64 229V230H63ZM98 229H99V227H98ZM97 229V230H98ZM127 229V228H126ZM35 230V231H34ZM53 230H56V229H52V232H53ZM148 230H150V228H148ZM95 231V230H94ZM107 231V230H106ZM105 231V232H106ZM57 232H59L58 230H57ZM56 231H55V233H57ZM64 232L62 233V235H60L59 237H61V236H64L63 234H64ZM65 232V233H66ZM73 232H72V234H73ZM119 232H121V231H119ZM123 232V233H124ZM131 232V231H130ZM48 233V232H47ZM61 233V232H60ZM44 234H46L45 232H44ZM68 234V233H67ZM67 234H66V236H65V238L67 237ZM69 234H71V233H69ZM69 234H68V236H69ZM104 234V233H103ZM106 234H108V233H106ZM105 234V235H106ZM120 234V233H119ZM122 234V233H121ZM120 234V235H121ZM125 234H124V236H125ZM43 235V234H42ZM95 235H97V234H95ZM100 235V234H99ZM104 235V236H105ZM111 235V234H110ZM232 235H234V234H232ZM38 236V235H37ZM47 236V235H46ZM58 236V235H57ZM72 236V235H71ZM76 236V235H75ZM100 236H102V235H100ZM114 236V235H113ZM147 236V235H146ZM45 237V236H44ZM110 237V236H109ZM69 238H70V236H69ZM95 238V237H94ZM97 238V237H96ZM114 238H115V236H114ZM117 238V237H116ZM115 238V239H116ZM144 238H142V239H144ZM148 238V237H147ZM146 238V239H147ZM76 239V238H75ZM118 239L119 238H117L116 239V241H118ZM142 239H140V241H143L144 242V240H146V239H144V240H142ZM82 240V239H81ZM85 240V239H84ZM114 240V239H113ZM121 240V239H120ZM44 241H45V238H44ZM60 241V240H59ZM106 241V240H105ZM123 240H121V244H123V242H122ZM63 242V241H62ZM98 242V241H97ZM101 242V241H100ZM142 242V243H143ZM146 242V241H145ZM46 243V242H45ZM59 244V243H58ZM63 244V243H62ZM82 244H83V242H82ZM82 244H81V249H82ZM100 244V243H99ZM106 244H108V243H106ZM105 244V245H106ZM110 244V243H109ZM145 244V243H144ZM143 244V245H144ZM84 245H86V244H84ZM104 245V246H105ZM56 246V245H55ZM70 246V245H69ZM71 246H73V245H71ZM87 246V245H86ZM104 246H103V248H104ZM109 246V245H108ZM58 247V246H57ZM101 247H102V245H101ZM107 246H105V248H106ZM137 247H140V246H137ZM60 248V247H59ZM85 248H90V246L88 247H85ZM107 248H109V247H107ZM142 248V247H141ZM63 249V248H62ZM69 249H71V248H69ZM80 249V250H81ZM139 250H140V248H138ZM65 250V249H64ZM124 250H125V248H124ZM59 251V250H58ZM86 251V250H85ZM94 251V250H93ZM92 251V253H93V255H94V252ZM127 252H128V249L126 250ZM144 251H146L145 249H144ZM143 251V252H144ZM60 252V251H59ZM65 252V251H64ZM85 253V252H84ZM44 254V253H43ZM66 254V253H65ZM70 254V253H69ZM72 254V253H71ZM111 254V253H110ZM115 254V253H114ZM93 255H91V256H93ZM72 256V255H71ZM85 256H86V254H85ZM124 256V255H123ZM65 257V256H64ZM93 257H95V256H93ZM113 257V256H112ZM125 257V256H124ZM123 257V258H124ZM141 257V256H140ZM69 258V257H68ZM114 258V257H113ZM2 259H3V257H2ZM87 259V258H86ZM86 259H84L83 261H84V264H85V260ZM91 259H94V258H92L91 257ZM91 259H89V260H91ZM96 259H97V254H96V258L94 259L95 261H96ZM98 259H100V258H98ZM144 259V258H143ZM169 259V258H168ZM102 260V259H101ZM101 260H99V262L100 263H103V262H105V261H101ZM117 260H119V258L118 259H116V261ZM129 260V259H128ZM127 260V261H128ZM130 260H131V256H130ZM130 260L128 261V262H130ZM135 260V259H134ZM171 260V259H170ZM174 260V259H173ZM92 261V260H91ZM90 261V262H91ZM131 261H133V259L131 260ZM145 261V260H144ZM87 264H88V259H87ZM90 262H89V264H90ZM93 262V261H92ZM161 262H162V260H161ZM160 262V263H161ZM164 262V261H163ZM166 262V261H165ZM81 263V262H80ZM79 263V264H80ZM95 263V262H94ZM112 263H114V262H112ZM121 263V262H120ZM122 263H124L123 261H122ZM121 263V264H122ZM141 263H143V262H141ZM167 263V262H166ZM166 263H164V264H166ZM169 263H170V261H169ZM173 264H175L176 263V260H174L173 262H172ZM0 264H1V262H0ZM11 264V263H10ZM82 264V263H81ZM93 264V263H92ZM98 264V263H97ZM103 264H105V263H103ZM107 264V263H106ZM116 264V263H115ZM145 264H146V261H145Z\"/></svg>",
	"mask_w": 264,
	"mask_h": 264
},
{
	"label": "built area",
	"instance_id": "3",
	"mask_svg": "<svg viewBox=\"0 0 264 264\" xmlns=\"http://www.w3.org/2000/svg\"><path fill=\"white\" fill-rule=\"evenodd\" d=\"M30 2V0H0V37L6 30L19 45H24L39 37L37 20L31 12ZM22 73L23 67L14 55L0 52V74L11 85L13 94L19 98L31 93L21 77ZM44 82H46L45 77L40 76L38 83ZM12 215V212L5 211L6 220L0 222V234L6 233L12 238H17L20 231L19 225L13 221ZM226 223L225 219L219 221L211 264H225L223 259L225 246H223L224 242L222 241L224 232L222 229L225 226H230ZM235 227L237 232L235 235L237 236L236 243H249V227L239 221H236Z\"/></svg>",
	"mask_w": 264,
	"mask_h": 264
}]
</instances>
